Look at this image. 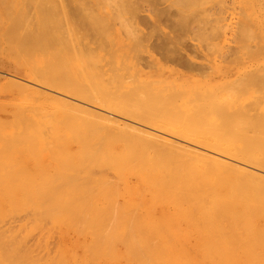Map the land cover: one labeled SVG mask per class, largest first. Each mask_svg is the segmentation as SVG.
I'll use <instances>...</instances> for the list:
<instances>
[{"label": "bare ground", "instance_id": "obj_1", "mask_svg": "<svg viewBox=\"0 0 264 264\" xmlns=\"http://www.w3.org/2000/svg\"><path fill=\"white\" fill-rule=\"evenodd\" d=\"M2 1V0H1ZM3 1H5V0H3ZM3 1L0 3V4H3ZM32 1V0H31ZM34 2H35V0H33ZM40 0H37V2H39ZM44 1V0H43ZM43 1H42V3H43ZM54 1V0H53ZM96 1V0H95ZM99 2H100V5H103V3H108L107 1H111V0H107L106 2L105 1H100V0H98ZM97 1V2H98ZM112 1H115V0H112ZM120 0H118V2H119ZM124 1V0H123ZM128 1V0H127ZM131 1V4L130 3H128V4H130V6H128L129 8L130 7H132V4H133V2H132V0H130ZM134 1V0H133ZM150 1V0H149ZM156 1V3H157V0H155ZM161 2H164V1H162V0H160ZM173 1V0H172ZM177 1V0H176ZM180 1H182V0H180ZM179 1V2H180ZM187 2V1H189V0H184V2ZM193 1L194 0H192V3H193ZM200 1V0H199ZM199 1H196V2H198L199 3ZM203 1V0H202ZM209 1V0H208ZM232 1V0H231ZM248 1H250V0H248ZM253 1V0H252ZM256 1H258V0H256ZM261 0H259V2H260ZM262 1H264V0H262ZM261 1V2H262ZM29 2V1H28ZM34 2H32L33 3V6H34ZM36 2V3H37ZM45 2H50V0L49 1H47V0H45ZM44 2V3H45ZM56 2V1H55ZM76 2V5L78 4L77 3V1H75ZM82 2H84V0L82 1ZM81 2V5H79V7H78V5H77V8H79L78 10H80L81 11V6L83 5V4H85V7H86V3L84 2V3H82ZM89 2V1H88ZM87 2V3H88ZM98 2V3H99ZM135 2H137V1H135ZM151 2V1H150ZM150 2H149V4H150ZM154 1H152V3H153ZM158 2H159V0H158ZM186 2H185V6H187L188 7V5L189 6H191V4H188V5H186ZM207 2V1H206ZM237 2V1H236ZM258 2V3H259ZM260 2V3H261ZM5 3V2H4ZM13 3V2H12ZM19 3V2H18ZM21 3V2H20ZM32 3H30L29 5L31 6L32 5ZM48 3H45V4H48ZM62 3V2H61ZM67 3H68V1H67ZM70 3V2H69ZM92 3V2H91ZM96 3V2H95ZM98 3H96V4H98ZM116 3H117V1H116ZM139 3V1L137 2V4ZM176 3V5H177V3L178 2H175ZM188 3V2H187ZM189 3H191V2H189ZM198 3H196V5H199ZM249 3V2H248ZM257 3V2H256ZM257 3V4H258ZM23 4H24V2H23ZM26 4V3H25ZM24 4V5H25ZM51 4V3H50ZM50 4H48V5H46L45 6V8L46 7H48L49 9H51V11H53L52 10V8L54 9L55 7H52V8H50L49 7V5ZM53 4H54V2H53ZM53 4H52V6H53ZM60 4V3H59ZM63 4V3H62ZM90 4V3H89ZM88 4V5H89ZM96 4H94V5H96ZM113 3H111V4H109L110 6L112 5ZM114 4H115V2H114ZM117 4H121V3H117ZM127 4V5H128ZM136 4V5H137ZM148 4V5H149ZM180 4V3H179ZM195 4V2L192 4V5H194ZM251 4H253V2H251ZM262 4H263V2H262ZM261 4V6H263ZM6 5V4H5ZM12 4H8L7 6L8 7H10ZM14 5H15V3H14ZM14 5L12 6V7H14ZM20 5V4H19ZM24 5H23V7L22 8H24ZM29 5H26V6H29ZM37 5H39L40 6V8H41V5L40 4H38L37 3ZM36 5V6H37ZM55 5H57V7H58V4H56L55 3ZM64 5V4H63ZM70 5H72V6H75V8H74V10L76 9V5L74 4H70ZM122 5H124L123 3H122ZM126 5V4H125ZM139 5H140V3H139ZM153 5V4H152ZM152 5L150 4V6L152 7ZM155 5V4H154ZM221 5L222 4H220V7H221ZM223 5H224V3H223ZM234 5V4H233ZM232 5V6H233ZM237 5V4H236ZM235 5V6H236ZM256 5V4H255ZM2 6V5H1ZM35 6V7H36ZM38 6V7H39ZM44 5L42 4V7H43ZM67 6H69V5H67ZM71 6V7H72ZM90 6H93V3H92V5H90ZM99 6V5H98ZM97 6V7H98ZM109 6V7H110ZM121 6V5H120ZM138 6V5H137ZM149 6V7H150ZM169 6H170V4H169ZM183 6V5H182ZM184 6V7H185ZM217 6V5H216ZM227 6V5H226ZM254 6V5H253ZM258 6V9L257 10H259L260 11V13H257V16H258V19H257V22H264V12L262 11V9L261 8H263V7H261V6H259V5H257ZM257 6H254V9H255V7H257ZM5 7V6H4ZM7 7V8H8ZM12 7H10V8H8V9H10V10H12L11 8ZM21 7V6H20ZM33 8V7H31L33 10L34 9H36V8ZM56 7V8H57ZM66 7V6H65ZM70 7V8H71ZM96 7V6H95ZM107 7H108V4H107ZM113 7V6H112ZM112 7H110L109 9H111L110 11H112L113 9H115L114 7L112 8ZM155 7V6H154ZM153 7V8H154ZM172 7H173V5H172ZM219 7V6H218ZM217 7V8H218ZM219 7V8H220ZM223 7V6H222ZM231 7V6H230ZM234 7V6H233ZM237 7V10H238V7L239 6H236ZM6 8V7H5ZM22 8L20 9L21 11H19V12H22ZM30 8V9H31ZM44 8V7H43ZM43 8H41L42 10H41V12L44 10V11H46L45 9H43ZM59 8V7H58ZM64 8V7H63ZM69 8V7H68ZM84 8V7H83ZM88 8V7H87ZM93 8V7H92ZM103 8V7H102ZM116 8H117V6H116ZM118 8H121V7H118ZM125 8H126V6H125ZM125 8H124V10H125ZM134 8V9H133ZM135 8L137 9V7H135V4H134V7H132V9L130 8V13H132V11L131 10H134V11H136L135 10ZM140 8V6H138V9ZM152 8V9H153ZM159 8V7H158ZM229 8V7H228ZM4 9V8H3ZM16 9H17V7H16ZM25 9V8H24ZM24 9H23V11H24ZM89 9V8H88ZM95 9V8H94ZM104 10H105V8H103ZM123 9V8H122ZM151 9V8H150ZM180 9V8H179ZM206 10H207V8H205ZM209 9H210V7H209ZM212 7H211V11H212ZM222 9V8H221ZM236 9V8H235ZM239 9H240V7H239ZM10 10H8V13L7 14H9L10 15ZM13 10H14V8H13ZM39 11H40V9H38ZM58 10V9H57ZM56 10V13L55 12H52V15L55 13V14H58L57 12L59 11L60 12V10H61V8L57 11ZM63 10H65V9H62V11ZM67 10H69V9H67ZM73 10V12H75ZM77 10V11H78ZM83 10V9H82ZM85 10V9H84ZM90 10V9H89ZM88 10V11H89ZM116 10H118V9H116ZM116 10H114V11H116ZM127 10V9H126ZM126 10H125V13H126ZM141 10V9H140ZM148 10V9H147ZM159 10H161V9H159ZM164 11L166 10L165 8L163 9ZM163 10H161V11H163ZM186 10H188L187 8H186ZM193 10V9H192ZM225 10V9H224ZM234 10V9H233ZM241 10L242 9H240V12H241ZM253 10V9H252ZM7 11V10H6ZM28 11V10H27ZM30 11V10H29ZM51 11H50V13H51ZM55 11V10H54ZM61 11V12H62ZM72 11V10H71ZM70 10H69V13H71V14H69V13H67L68 11H64L63 13L66 15H72L73 13L71 12ZM87 11V9H86V11H85V14H86V12H88ZM103 11V10H102ZM123 11V10H122ZM122 11L120 12V13H122ZM128 11V12H129ZM134 11H133V14H135L134 13ZM156 11H157V9H156ZM163 11V12H164ZM202 11H204V12H202ZM201 12V14H203L204 15V13H205V10H204V8H203V10H202ZM226 11V10H225ZM246 11H248V10H246ZM18 12V14L20 15L21 13H19ZM37 12V11H36ZM47 12V11H46ZM60 12V13H61ZM83 12V11H82ZM91 12H96V10H92V11H89L88 12V14L89 13H91ZM103 12H106V11H103ZM119 12V11H118ZM118 12H113V14H114V17H115V15L116 14H118V15H120V16H122L123 15V13H122V15L120 14V13H118ZM139 12V11H138ZM154 12V11H153ZM166 12V11H165ZM179 12H180V10H179ZM178 12V13H179ZM190 12H194V13H190L192 16H191V18L193 19V21H194V19H195V21L196 20H198V19H196V18H193V14H196L197 13V10L195 11V9H194V11H190ZM200 12V11H199ZM208 12V11H207ZM234 12H236V10L234 11ZM244 12V11H243ZM243 12L241 13L242 15H244L243 14ZM258 12V11H257ZM0 13H1V11H0ZM6 13V12H5ZM23 13V12H22ZM24 13H26V12H24ZM23 13V14H24ZM32 13V12H31ZM40 13V12H39ZM43 13H45V12H43ZM48 14L47 13V15H49V16H52L51 14ZM58 14L59 16L60 15H63V13H61V14ZM77 13V12H76ZM80 13V12H79ZM78 13V14H79ZM152 13V12H151ZM156 13V12H155ZM155 13H152L153 15L155 14ZM167 13H168V15L170 14V12L167 10V12H166V15H167ZM185 13V12H184ZM213 13V12H212ZM223 13H225V12H223ZM237 13V12H236ZM13 14V13H12ZM17 14V15H18ZM23 14H21L22 16H23ZM30 14V13H29ZM77 14V15H78ZM85 14H83L82 15V17L85 15ZM91 14H93V13H91ZM112 14V15H113ZM132 14V15H133ZM137 14V13H136ZM135 14V16H137ZM138 14H140V13H138ZM183 14V13H182ZM199 13H197L196 15H198ZM201 14L199 15V17H201ZM208 14H210V11L208 12ZM218 14V13H217ZM238 14H239V12H238ZM21 15H20V17H21ZM26 15H28V13H26ZM25 14H24V16H26ZM33 15V13L31 14V16ZM38 15V14H37ZM37 15H35V16H37ZM41 15V14H40ZM40 15H39V17H40ZM45 15V14H44ZM74 15H75V13H74ZM74 15L73 16H71L70 18H72V17H74ZM77 15H75V16H77ZM80 15H81V13H80ZM97 16L99 15V14H96ZM111 15V16H112ZM118 15H116V18H117V16ZM160 15H162L161 13H160ZM159 14H157V16H160ZM165 15V13L163 14V16ZM168 15L166 16V17H168ZM189 15V14H188ZM202 15V16H203ZM206 15H207V13H205V15H204V17H202V18H205L206 19ZM14 16V15H13ZM13 16H12V19H13ZM28 16H30V15H28ZM28 16H27V18H28ZM35 16H34V18H35ZM42 16V15H41ZM163 16H161V17H163ZM177 16H178V14H177ZM184 16V15H183ZM182 15H181V17H183ZM187 16V15H186ZM210 16V15H209ZM244 16H246L247 17V15H246V13H245V15ZM248 16H250L251 17V14L248 12ZM0 17H1V14H0ZM39 17H36V18H39ZM53 17H57L56 15H54ZM53 17H51V19L53 18ZM63 17V16H62ZM65 17V16H64ZM64 17L62 18L63 19V22H61L60 24L61 25H63V23H64ZM80 17V16H79ZM82 17H80L81 18V22H82V20H84ZM84 17H86L87 18V15L86 16H84ZM94 17H95V15H94ZM93 17V15H92V18H94ZM100 17H104V14L102 15L101 14V16ZM107 17V16H106ZM105 17V18H106ZM113 17V16H112ZM119 17V16H118ZM123 17H124V15H123ZM127 17V16H126ZM133 17V16H132ZM138 17V16H137ZM147 17V16H146ZM145 17V18H146ZM160 17V18H161ZM195 17H197V16H195ZM211 17H212V15H211ZM245 17V18H246ZM3 18V17H2ZM2 18H0L1 20H2ZM15 18V17H14ZM26 18V19H27ZM35 18V19H36ZM42 19H45L44 21H46L47 20V18H48V16H47V18L46 17H41ZM66 18H68V17H65V19ZM70 18H68V19H70ZM75 18V17H74ZM80 18H78V16H77V19H80ZM91 19V20H93L90 16L88 17V19ZM97 18V21H98V18H99V16L98 17H96ZM109 18H110V16H109ZM120 18V17H119ZM134 18H136V17H134ZM174 18V17H173ZM172 18V19H173ZM175 18L177 19L178 17H176L175 16ZM185 19H186V21H187V19H188V21L186 22L187 24H185V20L182 18V20H183V22H181V23H179L178 21H177V23H178V27H182V29H183V26H187V25H189L188 23H192V21L191 20H189V18H190V15H189V18H186V17H184ZM207 18H209L208 16H207ZM213 18V17H212ZM215 18V17H214ZM217 19H218V17H216ZM215 18V19H216ZM222 20H225L226 18H227V16H221L220 17ZM254 18H255V16H254ZM10 19H11V17H10ZM18 19H19V16H18ZM23 18H21V24H22V22L24 21V20H22ZM25 19V18H24ZM41 19V20H42ZM49 19H50V17H49ZM48 19V20H49ZM77 19H75V20H77ZM89 19V20H90ZM102 19V18H101ZM101 19H99V22H101L100 20ZM126 19V18H125ZM130 19V18H129ZM158 19H159V17H158ZM181 19V18H180ZM215 19H213V20H215ZM216 19V20H217ZM221 19H220V21H221ZM247 19H248V17H247ZM6 20V19H5ZM37 20V19H36ZM39 20V19H38ZM40 20V21H41ZM104 20H106V19H102V21H104ZM110 20H111V18H110ZM116 20V19H115ZM114 20V21H115ZM121 20V19H120ZM131 20H133V19H131ZM136 20V19H135ZM147 21H148V19H146ZM145 20V21H146ZM150 20V19H149ZM175 20V19H174ZM199 20H200V18H199ZM198 20V21H199ZM202 20V19H201ZM210 20V19H209ZM213 20L211 19V21H212V24H215V25H217V21H216V23H213ZM3 21V20H2ZM8 21V20H7ZM15 21H17V20H15ZM28 22L30 21V20H27ZM43 21V22H44ZM50 21H52V23H53V21L54 20H50ZM56 21V20H55ZM54 21V23L56 24L57 22H58V20L55 22ZM62 21V20H61ZM68 21H70V20H68ZM68 21H67V19H66V22H67V24H68ZM96 21V22H97ZM107 21V20H106ZM119 21V20H118ZM122 21V20H121ZM124 21V20H123ZM139 21V20H138ZM159 21H161L162 22V20L161 19H159ZM189 21H191V22H189ZM202 21H204V19L202 20ZM248 21L250 22V20L248 19ZM256 21V20H255ZM9 22V21H8ZM33 23L35 22L34 20L32 21ZM32 22H30L31 23V25H30V27L32 26V25H34V24H32ZM49 22V21H48ZM48 22H44V23H42L40 26L38 25V30L37 29H35V30H37L38 32H33V30H27L26 29V27L24 28L26 31L24 32V34H21L22 35V37L20 38V36H19V39L16 37L17 35V33L19 32L18 31V29L16 30L17 32L15 33V35L16 36H14V35H12L13 34V28H14V30L16 29L15 28V24H13V27H12V29H11V27H10V31H7V26H5L6 28H4V25L5 24H1V21H0V32L2 33V35H9V37H7L6 39L4 38V39H0V45H2L1 44V40H4L5 41V44L7 45V50H11L12 49V56H13V54H15V52H17V54H18V50L20 49V48H18V50L16 49V50H14V47H21L23 50H24V52L26 53V55H27V57H30V56H33V52H34V47L35 48H37V49H35V50H38V51H36L37 52V55L39 54V51L41 52V54H42V51H48L49 50V48L51 47V48H53V43H52V40H53V33L51 32L52 30H54L53 29V24L51 25L50 24V26H51V28H50V26H49V24H48ZM65 22V23H66ZM71 22H72V20H71ZM76 22H80V20L78 21H76ZM75 22V23H76ZM86 22V21H85ZM89 22V21H88ZM91 22V21H90ZM93 22V21H92ZM95 22V21H94ZM93 22V23H94ZM96 22L94 23V24H96ZM126 22V21H125ZM127 22H128V20H127ZM134 22V21H133ZM140 22V21H139ZM172 22H174V21H172ZM209 22V21H208ZM207 22V23H208ZM238 22H241V21H239V19H238V21L236 22V20H235V24L237 23V24H239ZM4 23H6V22H4ZM18 23H20L19 21H18ZM18 23H16V24H18ZM25 23V22H24ZM51 23V22H50ZM59 23V22H58ZM75 23H74V25H75ZM199 23V22H198ZM203 22H201L200 21V25H204L205 23H206V20H205V23H203ZM224 23L225 22H223V25H224ZM230 23V22H229ZM229 23H225L229 28H230V25H233V22H232V24L230 23V25H228ZM251 23V24H250ZM249 24L250 25H252L253 23L252 22H250ZM8 24V23H7ZM37 24V23H36ZM40 24V23H39ZM66 24V25H67ZM79 24H81V23H79ZM82 24L84 25V21L82 22ZM100 24V23H99ZM98 23H97V25H99ZM180 24V25H179ZM182 24H183V26H182ZM185 24V25H184ZM11 25V24H10ZM10 25H8V27L10 26ZM15 25V26H14ZM27 25V24H26ZM57 25V24H56ZM59 25V24H58ZM65 25V24H64ZM73 25V26H74ZM77 25V24H76ZM91 25V24H90ZM102 25V24H101ZM198 25V24H197ZM200 25L198 26V27H200ZM208 25H209V23H208ZM211 25V24H210ZM209 25V26H210ZM215 25H211L212 27H211V29H210V27L209 26H207V29H209V31L210 32H213L214 33V31H216V29L214 30V29H212L213 28V26H215ZM260 25V24H259ZM263 25V24H262ZM21 26H24V24H22ZM21 26L19 27V30H21ZM107 26V25H106ZM186 26L184 27L185 29L184 30H186L187 28H186ZM190 26V25H189ZM218 26V25H217ZM217 26H215L214 28H217ZM220 26H221V24H220ZM234 26V25H233ZM236 26V28H238V29H240L239 31H240V33H239V31L237 30V32H235L234 34L235 35H237V33H239V34H241V36H242V38L240 39V40H242L241 42H239V44H237V46L235 45L234 47L233 46H228L229 48L228 49H230V47L233 49V51H232V53H231V51H229L228 53L230 54H228V53H226V55L227 56H233L234 58V60L236 59L237 61H239L240 60V62H241V58H240V54H242L241 52H243V49L244 48H246V49H244V50H247V45H248V43H246L245 42V40H244V38L246 39V40H251L252 39V37H254V36H252L253 35V33H254V30H252V31H249L250 30V28H249V26L246 24V23H242L241 22V25L239 24V25H235ZM254 26H255V24H254ZM256 26H258L257 24H256ZM264 26V25H263ZM29 27V26H28ZM27 27V28H28ZM29 27V28H30ZM71 27H72V25H71ZM70 27V28H71ZM77 27H79L78 25H77ZM76 27V28H77ZM83 27V26H82ZM93 27V26H92ZM94 27H96V26H94ZM93 27V28H94ZM180 27V28H181ZM192 27H193V24H192ZM202 27V26H201ZM17 28H18V25H17ZM36 28V27H35ZM73 29H74V27H72ZM75 28V29H76ZM80 28V27H79ZM91 28V27H90ZM92 28V31L95 33V34H97L96 32H97V30H95V29H93ZM97 28H101L102 29V26L100 27V25H99V27L97 26L96 27V29ZM219 28V27H218ZM228 28V29H229ZM256 28V27H255ZM263 28V27H262ZM261 28V26H259V28H258V30L260 29V32H262L261 34L260 33H258V34H260V37L258 36V34H257V36L255 37V38H258L257 39V41H256V46H255V48L258 50V52H261L262 51V48L264 49V33H263V29ZM33 29V28H32ZM52 29V30H51ZM56 29H58L57 31H60L59 29H61L60 27H58L57 28V26H56ZM62 29H63V27H62ZM66 29V28H65ZM100 29V30H101ZM188 29H189V27H188ZM188 29H187V31L186 32H188ZM200 29V28H199ZM204 32H206L205 31V26H204ZM203 29H201L200 31H199V37L201 38V36L202 35H205V34H207V33H204V32H202L203 31ZM206 29V30H207ZM221 31H224V29L222 30L221 29V27L219 28ZM218 29V30H219ZM226 29L227 28H225V31H226ZM67 30V29H66ZM78 30V29H77ZM76 30V31H77ZM95 30V31H94ZM99 29H98V35H100L99 34V31H100ZM103 31H104V29H102ZM101 30V31H102ZM214 30V31H213ZM219 30V31H220ZM230 30V29H229ZM232 30V29H231ZM23 31V30H22ZM69 31V30H68ZM73 30H71V31H69V32H72ZM75 31V32H76ZM83 31H84V29H83ZM82 31V32H83ZM100 31V32H101ZM102 31V32H103ZM190 31H192V28H190ZM189 31V32H190ZM242 31V32H241ZM247 31H249V32H247ZM54 32V31H53ZM55 32H56V30H55ZM61 32V31H60ZM66 32V31H65ZM85 32H86V29H85ZM84 32V33H85ZM104 32H106V31H104ZM197 32V31H196ZM200 32H202V34H201V36H200ZM1 33H0V35H1ZM21 33H23V32H21ZM68 33V32H67ZM76 33H78V32H76ZM88 33V32H87ZM204 33V34H203ZM213 33H210L211 35L213 34ZM223 33V32H222ZM233 33V32H232ZM248 33H251V34H249L248 35ZM55 34V33H54ZM57 34H58V32H57ZM60 34V33H59ZM58 34V35H59ZM62 34H63V32H62ZM61 34V35H62ZM108 34V33H107ZM208 34H209V32H208ZM215 34H217V32L215 33ZM226 34V33H225ZM234 34H231L232 36L234 35ZM20 35V34H19ZM58 35L56 36L55 35V38H58ZM59 35L60 37H62L61 39H62V44H63V36L65 35L66 36V34H64V35ZM67 35H69V33L67 34ZM73 35V34H72ZM75 35V34H74ZM89 36H90V34H88ZM104 35H105V33H104ZM214 35V34H213ZM234 35V36H235ZM243 35H246V36H244L243 37ZM3 36V37H4ZM64 36V37H65ZM83 36V35H82ZM87 36V35H86ZM95 36V35H94ZM206 36H208V35H206ZM218 36H220V34L219 35H217V37ZM233 36V37H234ZM240 36V35H239ZM240 36V37H241ZM250 37V38H246V37ZM68 37V36H67ZM69 37H71V35L69 36ZM74 37V36H73ZM73 37H71V39H74ZM78 37V36H77ZM77 37L75 38L76 40H77ZM237 36H235V38H236ZM80 38V37H79ZM85 38V37H84ZM83 38V39H84ZM90 38H91V36H90ZM211 38H213V36L211 37ZM215 38V37H214ZM213 38V39H214ZM59 40H60V38H58ZM66 39L67 38H64V40L66 41ZM87 39V38H86ZM99 39H100V37H99ZM203 39H205V38H203ZM207 39V38H206ZM234 39V38H233ZM232 39V40H233ZM238 39H239V37H238ZM90 40H93V38L92 39H90ZM231 40V39H230ZM253 40V39H252ZM53 41H55L57 44H56V46L54 45V48H56L57 47V45L59 44L58 42H57V40H53ZM68 41H70V40H68ZM68 41H66L67 43H65L64 42V46H63V48H66L67 46V44L69 43ZM82 41V40H81ZM235 41V40H234ZM61 42V41H60ZM72 42H74L73 40H72ZM79 42V41H78ZM96 42H97V40H96ZM99 42V41H98ZM103 42V41H102ZM233 42V41H232ZM245 42V43H244ZM250 42H252V41H250ZM3 43V42H2ZM71 43V42H70ZM83 43V42H82ZM211 43V42H210ZM217 43H218V41H217ZM254 43H255V41H254ZM79 44H80V42H79ZM94 44H95V42H94ZM98 44V43H97ZM101 44V43H100ZM99 44V45H100ZM103 44V43H102ZM105 44V43H104ZM103 44V45H104ZM212 44V43H211ZM215 43H213V45H214ZM246 44V45H245ZM69 45V44H68ZM77 44L75 43V46H76ZM86 45H87V47H88V43H86ZM90 45V44H89ZM98 45V46H99ZM213 45H211V46H213ZM59 47L61 46V45H58ZM78 46V45H77ZM77 46H76V48H77ZM97 46V45H96ZM209 46H210V44H209ZM216 46V45H215ZM214 46V47H215ZM217 46H218V44H217ZM248 46H251V43L248 45ZM253 46H254V44H253ZM32 47V48H31ZM71 48H73V46L71 45L70 46ZM85 46H83L82 45V48H84ZM92 47V46H91ZM102 47V46H101ZM104 47V46H103ZM30 48H31V50H32V54H31V52H29V50H30ZM51 48H50V50H51ZM62 47H60V48H57L58 49V51H59V49H61ZM75 48V50H77ZM82 48H80L79 49V51L82 49ZM88 48H90V47H88ZM93 48V47H92ZM91 48V49H92ZM106 48V47H105ZM104 48V49H105ZM208 48V47H207ZM217 48V47H216ZM219 48V47H218ZM217 48V49H218ZM21 49V50H22ZM67 49V52H68V49L69 48H66ZM90 49V50H91ZM209 50H210V48H208ZM207 49V50H208ZM250 49H253V47H250ZM3 50H4V46H3ZM21 50H20V52H21ZM30 50V51H31ZM53 50H55L56 52H55V54L54 53H52V52H49L50 54H54L55 56V60H57L58 62H60V64H58L57 63V61L55 62V61H53L54 62V64L56 63V65L58 64V65H60V67H61V59L62 58H64V57H62L61 58V56H64V54H62V53H66V51H63L61 54V56H59V52H58V54H57V56H56V53H57V50L56 49H53ZM70 50V49H69ZM84 50V49H83ZM82 50V54H84L83 52H85V50H86V48H85V50L83 51ZM88 51H89V49H87ZM92 50H95V48H93ZM212 50V49H211ZM210 50V51H211ZM213 50H215L216 51V49L215 48H213ZM212 50V51H213ZM248 50H249V48H248ZM254 50V49H253ZM257 50H256V52L255 51H252V52H255V55H256V53H257ZM5 51V50H4ZM3 51V52H4ZM62 50H60V52H61ZM72 51L74 52V49H72ZM78 51V50H77ZM77 51H75L74 53H75V55H73L72 53L73 52H71V54L73 55V59L72 58H70L71 60H73L74 61V63L73 62H71V63H73V65H72V67H74V68H78L79 69V67H80V69L82 68L80 65V63H84L83 62V60H81L82 59V54L80 55V53H78ZM251 51H248V52H250L251 53ZM6 52V51H5ZM11 52V51H10ZM9 52V53H10ZM19 52V53H20ZM23 52V53H24ZM78 54H77V53ZM87 52V51H86ZM107 52V51H106ZM263 52V51H262ZM261 52V53H262ZM8 53V52H7ZM30 53V54H29ZM87 53H89V52H87ZM90 53H91V51H90ZM89 53V54H90ZM93 53V52H92ZM244 53V52H243ZM261 53H260V55H261ZM264 53V52H263ZM44 54H46V53H44ZM49 54V55H50ZM88 54V55H89ZM232 54H234V55H232ZM245 54V58L247 57V54L246 53H244ZM252 54V53H251ZM251 54H249L248 53V56H254L255 57V55H251ZM259 54V53H258ZM257 54V55H258ZM21 55V54H20ZM19 55V56H20ZM47 55V54H46ZM66 55H68V53L66 54ZM80 55V56H79ZM86 55V54H85ZM91 55V54H90ZM260 55H258V56H260ZM87 56V55H86ZM92 56H94V54H92L91 55V59L93 58ZM223 56V55H222ZM226 56V57H227ZM22 57H24L23 55H22ZM60 57V60L59 59H56V58H59ZM67 57H70V56H67ZM79 57H81V59L79 58ZM89 57L90 56H88L86 59H84V61H86V64H87V62H88V59H89ZM94 57H96V56H94ZM240 59H239V58ZM257 57V56H256ZM33 58V57H32ZM51 58V57H50ZM49 58V59H50ZM83 58H85V57H83ZM112 58V57H111ZM232 59V57H229V59ZM262 58H263V56H262ZM26 59H28L29 60V58H26ZM26 59H23L22 58V60H24V62L26 61ZM45 60H46V58H44ZM49 59H47V60H49ZM65 59V58H64ZM63 59V60H64ZM69 58H67V59H65V60H70ZM96 59H98V58H96ZM230 59V60H231ZM250 60H252V57H250L249 58ZM50 60H52V59H50ZM49 60V61H50ZM70 60V61H71ZM93 60H95V58L93 59ZM99 60V59H98ZM228 60V59H227ZM254 60H256V59H254ZM259 60V59H258ZM34 61V60H33ZM70 61H69V64H67V66H66V69L65 70H67V67H71V65H70ZM80 61H82V62H80ZM90 61V60H89ZM92 61V60H91ZM97 63H98V61L97 60H95ZM94 61V62H95ZM101 61V60H100ZM236 61V62H237ZM50 62H52V61H50ZM52 62V63H53ZM229 62H231V61H229ZM47 63V61L46 62H44V64H42V65H40V66H37L36 65V67H35V69H31V73H30V76H31V79L28 81V80H26V81H28V83L26 82L25 84H24V82L22 81V80H19V79H17V78H15V80H16V82H15V80H14V78L13 77H11V81L13 82V80H14V82L15 83H12V84H16L17 83V81L19 80V81H21L20 82V86L22 85L23 87H26V88H28L29 90V93H31V94H33V95H37L36 97H38L39 96V98L41 97V100H42V97H44L43 98V100L45 101L46 100V98L48 99V98H51V101H52V99L53 100H55V101H59L60 103H63V104H65V105H68V106H70V107H73L74 108V110L73 109H71V110H73V111H76V110H78V112L80 111V112H82V113H84L85 115H89V119H90V121H91V119L93 120L92 122H93V124L95 123V120H94V118L93 117H95V119H96V121H97V124L96 125H100V126H102L103 124H102V122H107L106 124H110V126L111 127H113V128H110L109 126H108V128L111 130V132H114V127L115 128H117L118 129V134H117V136H116V134H115V132H116V130H115V132H114V136L111 134V132H110V130L109 129H106V132H107V136L108 135H112V141L113 140H115V141H113V143H111V140H110V138L108 139V141L110 140V142L108 143L107 141H106V134H101V133H99V132H102V133H104L105 131H103V130H105V128L104 129H100L101 131H99V127L97 126V128H98V134L96 135L95 133H92V132H94V131H90V132H88V133H83V131H82V129L84 128V127H88L89 125H87V126H85V124H84V126H80V129H79V122H81V120L79 121V119H78V123L76 122V121H74L75 120V118L76 117H78L79 116V114L84 118H82L84 121L83 122H87L89 119H86V117H88V116H86L85 117V115L84 114H82V113H77V111H76V113H77V115L78 116H76L75 118H73V116L72 115H70V116H72V123L73 124H75L74 122H76L77 124H78V126H76V124H75V126L74 127H71V129H73L74 131L73 132H75V130H76V128L78 127V129L79 130H77V133H78V131H79V138H80V140H79V142L82 140V141H84L85 139H83V138H86L87 136L89 137V136H91L90 138L92 139H90L89 140V138L87 137V142H86V140H85V142H84V144H85V146H83L82 147V145H84L83 144V142H81L82 143V145H80V143H79V145L81 146V149L82 148H84V150H87V146H88V148L89 147H91L94 143H98V145L97 144H94L93 146H95V145H97V146H95L94 148L92 147V149H93V151H91V148L89 149V150H87V152H88V154H87V152H86V160H88V162L87 161H85L86 162V164H88V165H85V164H83L82 162L80 163V164H83V166L81 165V166H79V167H83L84 169L85 168H87V169H85L86 171L85 172H87V178L86 179H88V180H86L85 178H84V176H86L85 175V172H83L82 173V168H78V165H79V163L77 164V171H75V170H73V168H72V170L73 171H75V173L77 174V173H79L78 171H79V169H81V172L79 173V174H81L80 176H78V174H77V176L75 175V174H73V175H75V176H73V179L71 180L72 182L74 181L75 183V185L74 184H72V182H71V185L69 184V183H67V184H69L70 185V187H68L67 186V188H69L70 189V191H73L74 192V190L76 189V188H74V189H72L71 190V187L74 185V186H76L77 187V182H79L81 179H83V181L82 182H86V183H88V181L90 182V183H92V184H90V183H88V185L89 186H87L85 183V185L87 186H85L84 184H82L81 183V181L79 182V184L78 185H84V186H78V188L79 189H81L80 190V192H77V191H79V189L77 188L76 190L77 191H75V193H73L74 195L72 196V194L69 192V194H68V196L69 197H74V198H72V200H69V199H67V197H65V198H63V196H60L65 190H66V186H65V184L64 183H62V181L63 182H67V181H64L66 178H65V176H67V180H68V176H69V174H71L72 172L69 170V171H66L67 169H71L70 167H72V166H70L69 167V165L71 164V165H73L72 163H69V160H68V158H69V156H66V158L65 159H63V160H65L66 161V159H67V161H68V163H67V161L65 162L64 161V163H67V169H66V167L64 168V163L63 164H61V166H63V168H61V169H57V167H55L54 166V168L52 167V169L53 170H57V171H51V172H49L50 171V169H49V173H50V179H51V177L53 176V178L52 179H54V177H57V176H59L58 174H56L57 172L59 173V172H63V169H65L64 170V175L62 174V173H59L61 176H59V177H57V179L56 180H58L59 179V181H60V178H62V177H64V180H62L61 182H59L61 185H64L65 187H63V186H61V185H59V183H56L57 184V186H55L56 184H54L55 182H58V181H54V186L55 187H57L56 189H55V187H54V191H55V193H56V191H57V189L59 188L60 189V187H62V189H65V190H62L61 191V194L59 195V194H57V196H54L53 195V191H52V196H49V192L48 191H46V192H48V198L47 197H44V198H42L43 199V201H46V199L47 200H49V202H47V203H49L48 204V206L46 207L47 209H45L44 207L46 206L45 204H43V203H45V202H41L40 204H39V202H37L36 200H34L33 201V203H32V207L34 208V206H36V208H39V206L41 205V204H43L44 205V207L41 209L43 212H50V210L53 212V211H57V210H60V215H57V213L55 212H53L52 214L53 215H51L52 217H55L54 219L50 216H47V214H45L46 215V217H49L50 219H45V217H44V219L49 223L50 221L49 220H51V218L53 219V221L51 222V224H49L51 227H52V224L54 223L55 224V226H58V229H59V227H60V230L58 231V229H57V232H58V242H57V244H56V248H57V254L55 253H53L54 251H52V253H53V255H57L58 256V259L60 260V261H62L63 263H65L66 262V264H67V262H71V264H264V145L262 144L263 142H261L260 141V139L262 140V138L260 137V135H264V131L262 132V130L260 131V129L261 128H259L256 132H260V133H262V134H260L259 135V138H258V134L256 135V137H255V139L254 140H250V141H247L246 140V146L244 147L243 146V144L242 145H240V144H238L237 142H235V141H238L241 137H243L244 135V133H245V135H246V137L247 138H245V136H244V138H242V140L241 141H243V139H249L248 138V136H247V133H248V131H250V129L249 128H251V129H253L252 127H254L255 128V130L259 127L258 125L261 123V122H263L264 121V114H263V116L261 117V118H263V119H261L259 116L258 117H253V114H254V112L252 113V116H251V112L250 113H248V112H246V111H244V110H241V111H244V113L246 114V116H244V115H242V114H240L239 115V113L237 114V115H234V114H236V113H233L232 115H234L233 116V118H232V121H230V124H231V122H232V124H233V121H234V125L235 124H237V125H235V126H237V128H238V124H241V123H246L247 125H248V129H246L245 127H247V125L246 124H242V125H240L239 127H240V129L243 127V126H245V127H243V128H245V130L242 128V130H244V133L242 134V135H240V137L238 138L237 136V138H235V139H237V140H234V138L233 137H228V143H227V145H229L230 147L231 146H235V147H232V148H230V147H227V145H226V143L224 144V142H225V138H224V140H223V147L224 148H222L221 146V143L219 144L218 142L219 141H221L222 142V139H223V136L225 135L224 134V132H221L223 135H222V138H221V136H217L216 137V134H218V133H213L212 131H210L209 129H211V128H209V126L212 124V123H208V121H205L206 119H204L203 118V116L200 114V112H199V110L201 109V112L205 115V112H207L206 110H204L203 111V109H205L206 107V105L208 106V108H209V104H211V103H213V105H212V108L215 106V104L216 105H222V104H224L225 103V105H226V103L227 102H224L223 103V101H228V97L226 98V97H223V96H225L224 94H222V92H224V90L226 91V86L228 85V83L230 84L231 82H227V84L226 85H223V88H225V89H222L220 92H221V94H219L220 92L218 91V95L220 96H216V97H218V99L219 98H221V96H222V98L224 99V98H226L225 100H223V101H221L222 102V104L218 101V99H217V101H216V103H215V101H211V98H213L214 99V97L212 96L213 95V91L215 90L214 89V87H213V85H210V86H212L213 87V89L214 90H212V89H208V92H209V90L211 91L212 90V93H206L207 95L208 94H212L208 99H209V104H207V100H206V102H204L205 100H203V102L205 103H203L202 101H200L199 102V100L198 99H200L197 95L198 94H196V93H198L197 91H196V93H195V95L198 97V99H197V97H196V99H197V101L199 102V104L202 102L203 104H201V106H199V104H198V106H199V110H198V106L197 105H195V103H194V100H193V98H191V96H190V98L193 100V104L195 105V106H197V107H193L194 109H195V111L191 108V106H190V111H194V112H198L201 116H198V115H196V116H194L196 113H194L193 114V112L192 113H190V115H187V116H191V114H193L192 115V118H193V116L194 117H196V118H199V120H200V122H199V120L198 119H194V120H196L197 122H199L198 123V125H200L202 122H206V123H208V125L209 126H207V124H206V126H205V129H206V127L208 128V132H212L211 133V135H213V136H211L210 134V136L208 135V133L206 132L207 130H205V134L207 133V135L205 136V137H207L208 136V138L209 139H207V140H204V137H201V139L202 140H204V141H202V142H200L199 141V139L197 140L196 139V137H195V134H196V132H195V130H193L194 132H195V134L193 135L192 133H194L193 131H192V129L191 128H193L192 126L195 124V123H197V122H194V123H192V124H190L189 122H193L194 120L191 118V121H189L190 120V118L189 119H187V117H185L186 118V121H181L180 120V118L182 119V115H180L179 113L180 112H185V110L183 109V111H178V110H180V109H178L179 107V105L178 104H175V101H176V99L178 98L176 95H177V92L175 93V96L177 97H175L174 96V93H173V95H171V97L175 100V101H171L172 99H170L169 100V98H167V97H170V95H169V93H168V95L166 94L165 96H163L164 97V99H163V101L164 100H166V98H167V100L166 101H164L165 103H163L165 106H163V105H161V102L160 101H162V99H161V97H160V99H159V97H157V99L159 100V105H161L160 107L161 108H165V107H169V106H166V104H169L170 103V101L171 102H174V104H175V107H178V108H174V107H171V105H170V109L168 108L167 110H171V113L169 112V111H165V112H163L164 110H162L161 108L159 109V105L157 104V102L158 101H156V97H154V96H151L152 97V99H147V101H146V105H144L145 107L144 108H142V107H140V106H138V105H136V104H134V102L136 103L137 102V98H134V99H132L134 96L133 95H136V94H133L134 93V91H133V93L131 92V91H129V93H128V91H127V93L123 90V91H120L117 87H119V86H122V85H120V84H112L113 86H111V84H110V86L111 87H114V85H115V87H116V85H119V86H117L116 88L118 89V91H120L121 93L122 92H125L126 93V96H127V94H130V92L132 93V95L131 96H133L132 98L130 97V96H128V97H130V98H127L126 99V96H125V98L124 99H126V100H128L127 102H129V100L130 99H132L131 100V104H132V101H133V104L131 105L130 104V102H129V105H127V102H126V105L129 107H132L133 105L134 106H137V107H132L133 109H135V108H138V109H147L148 108V104H149V108L147 109L148 111H146V112H144V111H134V110H130V109H126V107L127 106H125V108H124V106L123 105H125V104H123L122 106H121V104L122 103H118L119 101L121 102L122 101V98L124 97V95L122 96L121 94V96H122V98H120V96H119V100L118 101H116L117 100V98L115 99V104H111V101H113L112 99H111V101H110V104H108V102H107V104L104 102V100H103V97H101L100 96V94H99V96H97V99H95V98H93L94 96H93V94H94V92H92L93 90L92 89H90L91 90V92L93 93H91L90 92V90L88 89V86L87 85H84L83 86V88H85V86H87L86 87V89L85 90H83V88L80 86L81 84H84V83H81V84H77L78 83V80H76L77 79V77H76V75H75V77H76V81L77 82H74L75 80H73L72 78H74L73 76H71L72 78H70V74H68L69 73V68H68V72H63V74L64 73H66V74H68V76L66 75V74H64V75H66L67 77H65V78H67V80L68 79H70V80H72V81H70V80H68V81H66V79H65V82H64V78H62L63 77V75H62V77H61V75H59V76H57L58 77V79L60 80L61 78L63 79V81H62V79H61V81H60V84H59V82H58V84H54V79H56L57 80V77L54 75V73H53V75L54 76H52L51 74V76L52 77H55V78H52V77H50L49 76V74H48V72H47V70H45V67H46V64ZM62 63H64V66L66 65V63H65V61L64 62H62ZM91 63V62H90ZM92 63H93V61H92ZM112 63V62H111ZM243 63V62H242ZM26 65H27V67H28V64H27V62L25 63ZM48 64V63H47ZM100 64V63H99ZM237 64H238V62H237ZM92 65V64H91ZM97 65V64H96ZM204 67L203 65H206V64H199L198 66H197V68H199V67ZM253 65V64H252ZM262 65V64H261ZM263 65H264V62H263ZM263 65H262V68H263V70H264V67H263ZM50 68H51V65L49 64L48 65ZM47 66V67H48ZM53 66H55V65H53L52 64V68H53ZM63 66V67H64ZM84 66V65H83ZM86 66V65H85ZM87 66H88V64H87ZM93 66V65H92ZM99 66V65H98ZM101 66V65H100ZM99 66V67H100ZM191 68H193L191 65H189ZM256 66V65H255ZM27 67H25V68H27ZM56 67V69L54 68L53 69V71H56L57 70V68H58V66H55ZM94 67V66H93ZM189 67V68H190ZM202 67L200 68V69H202ZM227 67H228V69L226 70V71H223V72H221L219 75H218V79H219V81H222V80H224V79H228V78H232V76L234 77V76H236V77H240V75L241 74H238V70H236V68H234V67H231V65H227ZM258 67V66H257ZM260 67V66H259ZM257 68V69H261V68ZM29 69H30V67H28ZM34 68V67H33ZM52 68H51V71H52ZM74 68L73 69H70L71 71L72 70H74ZM88 67H86V69H87ZM210 67L209 66H205L204 67V69H209ZM22 69H24V67L22 68ZM47 69V68H46ZM62 69V71H63V68H61ZM60 69V70H61ZM78 69H77V71H78ZM86 69H84V67L81 69V70H83V71H81L82 72V76H83V72L84 71H87L86 72V74L88 73V70H86ZM91 69V68H90ZM199 69V70H200ZM203 69V71L204 72H206V70H204ZM253 69L254 70H256L255 68H253L252 67V71H253ZM27 70V69H26ZM105 70V69H104ZM263 70H262V72H260L259 70V72H257V70L255 71L256 73H261V74H264V72H263ZM61 71V72H62ZM90 71V70H89ZM198 71V70H197ZM252 71H250V73H252ZM57 72H58V70L56 71V74H57ZM60 72V73H61ZM80 72V73H81ZM97 72V71H96ZM244 72H245V70H244ZM243 72V73H244ZM0 73H1V71H0ZM50 73V72H49ZM59 72H58V74H60ZM71 73V72H70ZM93 75H95L96 73L94 72V70H93ZM91 73V74H92ZM95 73V74H94ZM103 73H105V71L103 72ZM243 73H242V75H243ZM247 73H249V72H247ZM249 73V74H250ZM116 74V73H115ZM114 74V75H115ZM260 74V75H261ZM2 75V74H1ZM72 75V74H71ZM79 75V74H78ZM80 75V76H81ZM88 75L89 74H87V76L85 77V78H87L88 77ZM101 75V74H100ZM117 75V74H116ZM115 75V76H116ZM242 75H241V77H242ZM246 75H248V74H245V76ZM251 75V74H250ZM255 75V74H254ZM259 75V76H260ZM15 76V75H14ZM92 75H90L89 77H91ZM96 76V75H95ZM103 76V75H102ZM121 76V75H120ZM123 76V75H122ZM256 76V75H255ZM17 77V76H16ZM19 77V76H18ZM100 77V76H99ZM118 77V76H117ZM258 77V76H257ZM263 76L261 75V77H258L259 79L260 78H262ZM9 78V77H8ZM30 78V77H29ZM85 78H83V80L85 79ZM94 78L96 79V77H93V82L95 81L94 80ZM106 79H108V77H105ZM112 78V76H110V79ZM116 78V77H115ZM122 78V77H121ZM123 78H124V76H123ZM132 78V77H131ZM235 78V77H234ZM233 78V79H234ZM243 78H245V77H243ZM242 78V79H243ZM250 79L251 81H252V78H251V76H249V77H247V79ZM253 78H254V76H253ZM13 79V80H12ZM53 79V80H52ZM97 79L99 80L100 78H98V75H97ZM101 79H104V78H101ZM105 79V80H106ZM126 79V78H125ZM239 79V78H238ZM238 79L236 80V82L238 81ZM246 79V78H245ZM255 79H257L256 77L253 79V81L255 80ZM258 79V80H259ZM23 80H24V77H23ZM55 80V81H56ZM59 80H57V81H59ZM87 80H88V78H87ZM90 80V79H89ZM109 80V79H108ZM121 80V79H120ZM124 80V79H123ZM122 80V81H123ZM231 80V79H230ZM229 80V81H230ZM240 80H241V78H240ZM257 80V81H258ZM264 79H260V81H258L257 83H259V82H262ZM19 81H18V83H19ZM97 81V80H96ZM104 81V80H103ZM101 82V80H100V82L102 83V85L103 84H105L104 82ZM111 81H113V78H112V80ZM111 81H110V83H111ZM115 81V80H114ZM118 81V80H117ZM128 81V80H127ZM246 81V80H245ZM245 81H243L242 80V83H241V81H239L241 84H240V86L241 87H244L245 86V84L248 82V84H250L249 82V80L246 82V83H243V82H245ZM253 81L251 82V83H253ZM91 82V81H90ZM90 82H88L87 81V84H89ZM107 82V81H106ZM143 82V81H142ZM155 82H157V81H155ZM159 82V81H158ZM208 83L209 82H213V81H207ZM225 82V83H226ZM232 82H234V80L232 81ZM264 82V81H263ZM55 83H57V82H55ZM95 83H99V81H97V82H95ZM113 83V82H112ZM115 83V82H114ZM119 83V82H118ZM121 84H122V82H120ZM221 83H224V82H221ZM224 83V84H225ZM235 83V82H234ZM256 83V82H255ZM255 83L253 84V85H255ZM29 86H28V85ZM93 85H96V84H94V83H92ZM92 84L91 85H89L90 87L92 86ZM219 84V83H218ZM238 84V83H237ZM236 84V87H238L239 85H237ZM244 84V85H243ZM247 84V85H248ZM261 85H262V83H260ZM9 85V84H8ZM17 85V84H16ZM106 85H108L107 83H106ZM145 85V84H144ZM232 85H234L233 83H232ZM232 85H230V86H232ZM259 85V84H258ZM11 86H13V85H11ZM10 86V87H11ZM103 86H105V85H103ZM127 86V85H126ZM125 86V87H126ZM137 86V85H136ZM139 86H140V84H139ZM147 86H149V83H148V85ZM181 86V85H180ZM186 86V85H185ZM194 86H196V84L194 85ZM218 86H220V85H217V87ZM225 86V87H224ZM229 86V85H228ZM257 86V85H256ZM256 86H253V88L254 87H256ZM7 87V86H6ZM17 87V86H16ZM23 87H20V90H19V88H18V90L19 91H24L25 89H22ZM92 87H94V86H92ZM98 87H99V85H98ZM129 87V86H128ZM134 87V86H133ZM132 87V88H133ZM177 87H179V86H177ZM191 87H192V85H191ZM199 87H201V86H199ZM199 87H198V89H199ZM215 87L217 90H218V88H222V86H220V87ZM12 88V87H11ZM100 88H102L101 87V84H100ZM106 88V87H105ZM105 88H102V89H105ZM122 88V87H121ZM130 88V87H129ZM132 88L130 89V90H132ZM137 88V87H136ZM140 88V87H139ZM139 88H137V89H139ZM141 88H146L145 86L143 87H141ZM140 88V89H141ZM185 88V87H184ZM204 88V87H203ZM232 88V87H231ZM247 88V87H246ZM246 88L245 89H242V90H246ZM261 88V87H260ZM22 89V90H21ZM31 89V90H30ZM94 89V88H93ZM97 88H95V90H96ZM99 89V88H98ZM98 89H97V91H98ZM101 89V90H102ZM128 89V88H127ZM126 89V90H127ZM134 89V88H133ZM149 89V88H148ZM148 89H145L146 91H148ZM187 88H185V90H186ZM194 89H196V90H198L197 88H194ZM194 89H192V90H194ZM205 89V88H204ZM202 90V88L200 89V90H202V91H205V90ZM228 90L226 91L227 92V94H228V91H230L229 90V87L227 88ZM232 89H235V87L233 86V88ZM237 89V88H236ZM248 89V88H247ZM259 89V88H258ZM262 89H263V87H262ZM262 89L260 90V91H262ZM9 90V89H8ZM11 90H13V89H11ZM94 90V91H95ZM100 90V91H101ZM151 90H152V88H150V92H151ZM153 90H154V88H153ZM199 90V93L200 92H202V91H200ZM239 90V92H241L240 91V89H238ZM238 90H236V92H235V90H231V93L233 94V91H234V94L235 93H237V91ZM254 90V89H253ZM88 91L90 92L89 94H90V97H89V95H88ZM97 91H95V92H97ZM106 91H108V90H106ZM110 91V90H109ZM139 91V90H138ZM142 91H144V90H142ZM141 91V92H142ZM190 91V90H189ZM207 91V90H206ZM255 91V90H254ZM259 91V92H260ZM11 92V91H10ZM86 92V93H85ZM102 93L101 94H103L104 95V91H101ZM119 92V93H120ZM194 92V91H193ZM215 92H217L216 90H215ZM225 92V93H226ZM238 92V93H239ZM243 92V91H242ZM241 92V93H242ZM245 92V91H244ZM246 92H248V91H246ZM246 92H245V94H246ZM257 92V91H256ZM255 92V93H256ZM16 93H18V91L16 92ZM20 93V92H19ZM18 93V94H19ZM24 93H26V95L25 96H27L28 97V95H30L31 96V94H28L27 95V93L28 92H26V90H25V92H23V94ZM99 92H97V94H98ZM107 93V92H106ZM119 93H117L116 92V94H119ZM138 93V92H137ZM145 93V92H144ZM190 93H192V91H190ZM203 93V92H202ZM201 93V94H202ZM241 93H239V95H235L237 98H238V96H240L241 95ZM262 93H263V91H262ZM14 94V93H13ZM17 94V95H18ZM88 96H87V95ZM92 94V95H91ZM96 93L94 94L95 95V97H96V95H97ZM111 94H114L113 93V90H112V92H111ZM152 94V93H151ZM154 94V93H153ZM160 94V93H159ZM205 94V93H204ZM206 94L204 95V96H206ZM215 94V93H214ZM227 94H226V96H227ZM234 94H233V96H234ZM243 95H244V93H242ZM253 94V93H252ZM257 94V93H256ZM20 95H21V93H20ZM108 95H109V93H108ZM141 95H142V93H141ZM146 95V94H145ZM156 95H158V94H156ZM194 95V94H193ZM200 95V94H199ZM216 95V94H215ZM229 95V94H228ZM262 95V97H264V95L263 94H261ZM260 95V96H261ZM93 96V97H92ZM105 96V95H104ZM111 96V95H110ZM109 96V98H112V97H110ZM114 96H115V94H114ZM114 96H113V98H114ZM139 96V98H140V100H141V97H140V94L138 93L137 94V96H135V97H138ZM142 96H144V95H142ZM146 96H148V95H146ZM150 96V95H149ZM148 96V97H149ZM161 96V95H160ZM204 96H200L201 98L203 97V99H205L204 98ZM209 96V95H208ZM233 96H231V94L229 95V99H231V97H232V99L234 100H236V98H235V96H234V98H233ZM253 97H255V99L254 98H252V100H255V101H257V96H255V95H252ZM21 97V96H20ZM162 97V98H163ZM22 98V97H21ZM25 98V97H24ZM32 99H30V97L28 98V99H30V100H32V102L34 103L35 102V97H31ZM33 98H34V100H33ZM93 98V99H92ZM99 98H102V100H103V102H102V100L101 99H99ZM106 98V97H105ZM145 98V97H144ZM144 98H143V100H144ZM153 98L155 99V101L153 100ZM189 98V97H188ZM190 98H189V100H190ZM195 98V97H194ZM206 98H207V96H206ZM240 98V97H239ZM258 98H259V95H258ZM26 99V98H25ZM101 100V101H99V100ZM123 99V103H125V100ZM212 99V100H213ZM260 99V98H259ZM263 99V98H262ZM262 99H260L261 100V102H263V100ZM106 100V99H105ZM107 100H110V99H107ZM106 100V101H107ZM140 100L138 99V102H140ZM169 100V101H168ZM181 100V99H180ZM179 100V101H180ZM201 100V99H200ZM216 100V99H215ZM234 100V101H235ZM251 100V101H252ZM49 99H48V102H51ZM155 103H154V102ZM186 101V100H185ZM191 101V100H190ZM210 101H211V103H210ZM230 101V100H229ZM233 101V105H234V102ZM237 101H239L238 99H237ZM243 101V100H242ZM27 102H30V101H28L27 100ZM27 102L25 103L26 104V106L28 105L29 106V104H27ZM32 102H30L31 104H30V107L32 106V107H34L33 105H32ZM36 102H40V99H39V101H38V99L36 100ZM35 102V103H36ZM46 102V101H45ZM116 102L118 103V104H120V105H118V104H116ZM137 102V103H138ZM142 102V101H141ZM145 102V101H144ZM254 102V101H253ZM261 102H260V104H261ZM41 103V102H40ZM57 103V102H56ZM143 103V102H142ZM142 103H139L141 106H142ZM152 103V104H151ZM154 103V104H153ZM176 103H178V101L176 102ZM181 103V102H180ZM179 103V104H180ZM187 103H188V101H187ZM229 103V102H228ZM228 103H227V105H228ZM231 103H232V101H231ZM240 103H242V102H240ZM240 103H238V104H240ZM244 103V102H243ZM242 103V104H243ZM250 103V102H249ZM248 103V104H249ZM42 104V103H41ZM41 104H35V106H39V105H41ZM46 105L48 104L47 102L45 103ZM173 104V103H172ZM189 104V103H188ZM190 104H192V102H190ZM189 104V105H190ZM43 105V104H42ZM49 105V104H48ZM47 105V106H48ZM150 105H153L155 108H154V110L153 109H151V106ZM156 105V106H155ZM178 105V106H177ZM181 105V104H180ZM202 105H205V106H203L202 107ZM219 105V106H220ZM251 105V104H250ZM252 105H254L253 103H252ZM251 105V106H252ZM262 105V104H261ZM158 106V107H157ZM163 106V107H162ZM185 106V105H184ZM232 106V105H231ZM236 106H237V104H236ZM240 106L242 107V105L240 104ZM239 106V109L241 108ZM244 106H246V103H245V105ZM260 107V105L258 104V105H256V107ZM31 107V108H32ZM51 107V106H50ZM53 107V110H56V112H58V110L60 111V113L62 112V110L64 109H66V108H68V107H66V108H63L62 106L57 110V109H55V108H58V107H56V106H52ZM55 107V108H54ZM217 107V106H216ZM215 107V108H216ZM222 107H224V105H222L220 108H222ZM226 107V106H225ZM224 107V108H225ZM235 107V106H234ZM238 107V106H237ZM255 107V108H256ZM262 107V106H261ZM38 108V107H37ZM39 108H42L43 110L42 111H45V109L47 110V107L45 106V109H44V107L43 106H39ZM61 108H63L62 110H60ZM172 108V109H171ZM183 108V107H182ZM185 108H186V106H185ZM196 108H197V111H196ZM211 108V109H212ZM224 108H222V109H224ZM227 109H228V107H226ZM225 108V109H226ZM246 108V107H245ZM36 109V108H35ZM51 110L50 111H52V108H50ZM70 109H68V110H70ZM153 110V112L154 111H156V112H152L151 110ZM156 109V110H155ZM175 109H177V111L175 110ZM186 109H188V108H186ZM207 109V108H206ZM222 109L221 110H219L218 112H216V113H219L220 111H222ZM238 109V110H239ZM242 109H244V107L242 108ZM257 110H258V108H256ZM263 109H264V107H263ZM32 110H33V108H32ZM162 110V111H161ZM174 110V111H173ZM182 110V109H181ZM189 110V109H188ZM208 110V109H207ZM216 110V109H215ZM218 110V109H217ZM231 110H233V111H231V112H235L234 110V108L233 109H231ZM246 110H248V108L246 109ZM251 110V109H250ZM252 110H255L254 108H252ZM256 110V111H257ZM31 111V110H30ZM30 111H29V113H30ZM212 111V110H211ZM210 111V112H211ZM227 112H228V110H226ZM226 111H224V112H226ZM255 111V113H256V115H258L259 113H257ZM17 112V111H16ZM16 112H14V113H16ZM23 112V111H22ZM33 112V111H32ZM35 112V111H34ZM47 112L48 113H50L48 110H47ZM68 112V117H66L67 118V120L69 119V114H72V113H69V112H72V111H67ZM174 112V113H173ZM176 112V113H175ZM188 112V111H187ZM208 112H209V110H208ZM212 112H215V111H212ZM223 112V114H225ZM229 112H230V110H229ZM260 113H264V112H261V110L259 111ZM11 113H13V112H11ZM13 113V115L15 116V117H17L15 114ZM18 113H20V112H18ZM24 114H25V112H23ZM39 113V112H38ZM51 113H54V111H52ZM59 113V112H58ZM60 113H59V115H60ZM75 113V112H74ZM171 114V115H169V114ZM221 113V112H220ZM243 113V114H244ZM3 114V113H2ZM17 114V113H16ZM27 114V113H26ZM25 114V115H26ZM44 114V113H43ZM57 114V113H56ZM56 114H53V115H56ZM61 114H63V113H61ZM64 114H66V112L64 113ZM175 114V115H174ZM177 114V115H176ZM178 114H179V116H178ZM183 114V118H184V113H182ZM215 114V113H214ZM214 114H212V116L214 115ZM228 113H226V115H227ZM231 114V113H230ZM250 115V118L248 117L249 115ZM5 115V114H4ZM6 115H8V114H6ZM11 115V114H10ZM12 115V116H13ZM25 115H23V116H25ZM30 115L32 116L33 115V113H30ZM37 115V114H36ZM40 115V114H39ZM46 115V114H45ZM58 115V114H57ZM172 115H174V120L173 121H175L176 122V124H177V126L179 127V129L177 130L176 128V130H174V131H172L171 129H169V125H170V122H172V123H174L175 124V122H173L172 120H171V118L173 117ZM209 115V114H208ZM216 115V114H215ZM231 115V116H232ZM260 115V114H259ZM262 115V114H261ZM0 116H2L1 114H0ZM9 116V115H8ZM13 116V117H14ZM20 116L22 117V114L20 113L19 114V119H18V117H17V119H13V120H17V124L20 122ZM27 117L29 116V114L28 115H26ZM31 116H29V118L31 119ZM42 116V115H41ZM40 116V117H41ZM44 116V115H43ZM49 116V115H48ZM65 116H67V114L65 115ZM169 117V118H166V117ZM181 116V117H180ZM206 116H207V114H206ZM217 116H220V118H222L221 117V115H218L217 114ZM223 117H224V115H222ZM239 116H241L240 118H241V120H239ZM5 117H7V116H4V119H5ZM11 117V116H10ZM35 117V116H34ZM34 117H32L33 119H34ZM46 117V116H45ZM55 117V116H54ZM54 117L52 118V116L50 117V118H52L53 120H51L50 118V120L51 121H53L54 122V124H55V120H54ZM57 117V116H56ZM59 117V116H58ZM176 117H177V120H176ZM178 117H180V118H178ZM210 118H211V116H209ZM213 117H216V116H213ZM238 117V118H237ZM244 117V118H243ZM251 117H253V118H251ZM7 118H9V117H7ZM64 117H62V118H58V121L60 122V120H62ZM71 118V117H70ZM80 118V117H79ZM217 118V117H216ZM234 118H237V119H235L236 120V122H235V120H233ZM244 119V121L246 120V122H242L243 121V119ZM247 118V119H246ZM28 119V118H27ZM29 119V120H30ZM35 119H36V117H35ZM40 118H38V120H39ZM44 119V118H43ZM42 119V120H43ZM48 119V118H47ZM77 119V118H76ZM100 119V120H102V122H101V124H100V122L98 121V120ZM202 119H204V121H201ZM227 118L225 117V119L224 120H226ZM228 119L229 120H231V118H230V116L228 117ZM7 120V119H6ZM10 120V119H9ZM12 120V119H11ZM24 120V119H23ZM26 120V119H25ZM28 120V121H29ZM64 120V119H63ZM183 120V119H182ZM187 120H188V122H187ZM193 120V121H192ZM220 120V119H219ZM229 120L228 121H226V125L227 124H229ZM247 120H249V122L247 121ZM263 120V121H262ZM21 121H22V119H21ZM31 121V120H30ZM33 121V120H32ZM45 121V120H44ZM57 121V122H58ZM69 121V120H68ZM89 121V122H90ZM158 121V122H157ZM209 121L211 122L212 120L211 119H209ZM217 121H218V118H217ZM222 121H223V119L222 120H220V122L222 123ZM239 121V122H238ZM16 122V121H15ZM26 122V121H25ZM34 122H35V120H34ZM39 122V121H38ZM41 122V121H40ZM50 122V121H49ZM57 122H56V124H57ZM61 122H63V121H61ZM60 122V123H61ZM64 122H65V120H64ZM71 121H69V124H70V126H72V124L70 123ZM92 122H90V123H92ZM99 122V123H98ZM181 123V124H179L178 125V123ZM213 122H215L216 123V121L214 120ZM224 122V121H223ZM228 122V123H227ZM241 122V123H240ZM2 123V122H1ZM23 123V122H22ZM26 123H28V122H26ZM31 123V122H30ZM30 123H29V125H30ZM52 123V122H51ZM104 123V124H105ZM163 123V124H162ZM166 123H168V126L167 125H165ZM184 123V124H183ZM204 123H202V126L204 127ZM219 123V122H218ZM221 123L219 124V126H223V125H221ZM8 124H10V123H8ZM20 124H21V122H20ZM25 124V123H24ZM24 124H23V126H24ZM39 124H41V123H39ZM39 124H37V125H39ZM89 124V123H88ZM92 124V125H93ZM94 124V125H95ZM175 124V125H176ZM190 124V125H189ZM229 124V125H230ZM231 124V125H232ZM6 125H7V122H6ZM16 125V124H15ZM15 125H13V126H15ZM22 125V124H21ZM44 125V124H43ZM49 126H50V124H48ZM52 125H53V123H52ZM166 127H165V126ZM174 125V126H175ZM180 125H181V127H180ZM183 125H185L186 127H184ZM233 125V126H234ZM23 126L21 127V128H23ZM27 126V125H26ZM25 126V127H26ZM31 127H32V125H30ZM29 126V127H30ZM59 126H61V124L59 125ZM172 126H173V124H172ZM190 126V127H189ZM217 126H218V124H217ZM234 126V128H236ZM249 126H251V127H249ZM258 126V127H257ZM263 126V123H262V125H261V127ZM12 127V126H11ZM17 127V126H16ZM24 127V128H25ZM28 127V126H27ZM53 127V126H52ZM91 127V126H90ZM95 127V126H94ZM105 127H106V125H105ZM168 127V128H167ZM176 127V126H175ZM177 127V128H178ZM197 128L199 127V126H196ZM200 127H201V125H200ZM199 127V128H200ZM210 127H213L214 128V124H213V126H210ZM226 127V126H225ZM264 127V126H263ZM262 127V128H263ZM6 128V127H5ZM37 128V127H36ZM47 128V127H46ZM55 128V127H54ZM75 128V129H74ZM82 128V129H81ZM184 129L185 130V132L187 131H189L190 133H185V135H188V136H190V137H188V136H185L184 135V130L182 131V133H183V135H182V133H181V130L182 129ZM186 128V129H185ZM189 128V129H188ZM217 128V127H216ZM219 128V127H218ZM227 128V127H226ZM231 128V126L229 127V129ZM9 129V128H8ZM7 129V130H8ZM33 129H34V127H33ZM38 129V128H37ZM93 130H94V128H92ZM201 129V128H200ZM204 129V128H203ZM202 129V130H203ZM222 129H224L225 130V133H227L228 131V128L227 129H225V128H223L222 127ZM5 130V129H4ZM3 130V131H4ZM6 130V131H7ZM10 130H11V128H10ZM35 131H37L36 129H34ZM33 130V131H34ZM48 130V129H47ZM55 130H56V128H55ZM83 130H85V128L83 129ZM120 130V131H119ZM124 130V132H121V131H123ZM191 130V131H190ZM202 130L201 131H197V133H198V136H199V133L201 132V134H202ZM217 130H219V129H216V132H217ZM221 130V129H220ZM234 130H236V129H230V131H233V134L236 132H234ZM246 130H248V131H246ZM254 130V129H253ZM12 131H13V129H12ZM15 131V130H14ZM26 131H28V130H26ZM41 131V130H40ZM39 131V132H40ZM43 131V130H42ZM52 131V130H51ZM57 131V130H56ZM126 131H129L128 133H125ZM175 131H179L181 134H179V133H177V132H175ZM204 131V130H203ZM213 131H215L214 129H213ZM227 131V132H226ZM17 132L18 133H16V132H14V133H16L17 134V136H18V134H19V130L17 129ZM22 132V131H21ZM24 132V131H23ZM22 132V133H23ZM38 132V131H37ZM44 132V131H43ZM53 132V131H52ZM59 132V131H58ZM63 132V131H62ZM85 132V131H84ZM87 132V131H86ZM95 132H96V130H95ZM105 132V133H106ZM116 132V133H117ZM120 132L122 133L121 135H124V138H126V139H124V140H122L123 138V136H121L120 135ZM219 132V131H218ZM239 131L237 130V133H238ZM240 132H241V130H240ZM239 132V133H240ZM247 132V133H246ZM2 133V132H1ZM0 133V134H1ZM11 133V132H10ZM30 133V132H29ZM33 133H35V132H33ZM109 133V134H108ZM220 133V134H221ZM232 133V132H231ZM24 134H27V133H25L24 132ZM41 134V133H40ZM44 134V133H43ZM49 134H50V132H49ZM52 134V133H51ZM61 135H63L62 133H60ZM74 134V133H73ZM80 134H82V135H80ZM86 134V135H85ZM89 134H91V135H89ZM205 134H203L202 136H204ZM232 134V136H234ZM248 134H250V136L251 135H253L252 133H248ZM6 135V134H5ZM22 136H23V134H21ZM20 135V136H21ZM31 135H32V132H31ZM76 134H74L73 136H75ZM77 135V136H78ZM83 135H84V137H83ZM93 135H95V137L93 136ZM99 135H100V138H99ZM101 135L103 136V137H101ZM126 135V136H125ZM128 135V136H127ZM193 135V136H192ZM227 135L229 136L230 134H229V132L227 133ZM236 135H239V134H236ZM255 135V134H254ZM253 135V136H254ZM16 136V135H15ZM16 136V137H17ZM25 136V135H24ZM24 136L23 137H21V138H24ZM36 136V135H35ZM43 136V135H42ZM47 136H48V134H47ZM51 136V135H50ZM49 136V137H50ZM65 136V135H64ZM72 136V135H71ZM82 136V137H81ZM86 136V137H85ZM104 136H105V139H104ZM192 136V137H191ZM249 136V137H250ZM26 137V136H25ZM46 137V136H45ZM109 137V136H108ZM114 137H118L119 138V140H121V142L122 141H124V143L122 144V147L121 148H123V150H121L122 152L123 151H125V152H123L124 154H122L121 153V155H120V153L119 154H117V153H115V155L117 154V156H116V159L119 157V159H118V161L119 160H121V161H119L120 163L123 161H125L124 159L122 160L121 158L124 156H126V158L128 157V159H126L127 160V162H128V160H130L129 161V163H127L128 165H127V167L129 166V169H130V167L133 165V167H135L136 166V162H137V164H139V163H141V164H145L144 166H146V167H140L141 168V170H140V172L138 173L136 170H138V169H136V170H133V171H131L130 170V172H129V174L127 175V176H125L126 174H124V179H122L123 180V182H124V184H125V186L123 185V187L122 188H124V190H125V193H124V195H123V197L122 198H120V196H117V194L118 193H122V192H124V190H122V189H120V190H122V192H120L119 190V192L118 191H116V189L115 190H113V189H111L112 187H115V186H119L120 188H121V184H123L121 181H117V179L116 178H118L117 176L119 175V173H121V171H122V167H120L121 165H123V162H122V164H118L119 162L118 161H115V164H116V162H117V167L116 166H114L115 168H118V167H120V172L118 173V175L115 177L114 176V174H113V176L114 177H112V178H115V179H112L111 178V174L113 173L111 170L112 169H115L114 167H111L110 165H115V164H113V162H114V160L111 162V159H113V158H115V155H114V157L113 156H111V159H109L110 158V156L108 157V155H110V153L112 152L111 150L113 149V147L115 146V147H117L118 146V144H120V143H116L117 145H115L114 144V142H119V140L118 139H116V138H114ZM210 137H212L211 139H210ZM224 137H227V136H224ZM18 138V140L17 141H19V137H17ZM28 138V137H27ZM29 138H31V137H29ZM54 138V137H53ZM66 138V137H65ZM72 138V137H71ZM74 138V137H73ZM82 138V139H81ZM95 138H98V142H97V139H95ZM103 138V139H102ZM194 138V139H193ZM220 138V139H219ZM251 138V137H250ZM7 139V138H6ZM35 139V138H34ZM68 139V138H67ZM75 139V138H74ZM77 139V138H76ZM75 139V140H76ZM192 139H193V141H192ZM206 139V138H205ZM10 140V139H9ZM24 140H25V138H24ZM27 141H28V139H26ZM54 140V139H53ZM59 140V139H58ZM95 140H96V142H95ZM105 140V141H104ZM118 140V141H117ZM195 140V141H194ZM227 140V139H226ZM21 142H23V139L22 140H20ZM19 141V142H20ZM90 141V142H89ZM252 141H254V142H252ZM9 142H13V141H8V143L7 144H9ZM14 142H15V140H14ZM50 142V141H49ZM66 143H67V141H65ZM77 142V141H76ZM105 142V143H104ZM107 142V143H106ZM244 142V141H243ZM249 142H252V143H249ZM26 143V142H25ZM51 143V142H50ZM64 143V142H63ZM90 143H91V146H90ZM101 143H104V145H103V148H101V150L102 149H105L106 151H107V149H108V151H107V154H108V152H109V154L107 155L105 152L106 151H102L101 152V150H100V147H101ZM12 144V143H11ZM10 144V145H11ZM32 145V143H29L27 146H30L31 147V145ZM101 144V145H100ZM106 144L107 145H109V146H112L111 144H113V146H112V149L111 148H109L108 146H106ZM10 145H8V146H10ZM25 146H26V144H24ZM46 145H48V144H46ZM50 145V144H49ZM48 145V146H49ZM76 145V144H75ZM87 145V146H86ZM248 145V146H247ZM13 146V145H12ZM11 146V147H12ZM47 146V147H48ZM50 146H52V145H50ZM60 146H62V144L61 145H58V148H60ZM100 146V147H99ZM118 146V147H119ZM227 148H226V147ZM13 147H15V146H13ZM32 147H33V145H32ZM78 147V146H77ZM105 147V148H104ZM108 147V148H107ZM247 147V148H246ZM34 148V147H33ZM32 148V149H33ZM62 148V147H61ZM99 148V149H98ZM35 149V148H34ZM65 148H63V149H61L62 151L64 150ZM80 149V148H79ZM78 149V150H79ZM148 149H150V152H151V150L155 153V155L156 154H159V156L157 155V156H154V155H151V154H148L147 156H145L146 155V152L147 153H150L149 152V150ZM164 149V150H163ZM166 149H168V150H166ZM5 150V149H4ZM12 150V149H11ZM10 150V151H11ZM36 150V149H35ZM60 150V151H61ZM77 150V151H78ZM95 150H98L97 151V153H99V155L96 153V151ZM114 150H116L117 151V148H114ZM147 150V151H146ZM170 150V151H169ZM34 151V150H33ZM65 151V150H64ZM91 151V152H90ZM111 151V152H110ZM115 151V152H116ZM120 151V150H119ZM163 151V152H162ZM166 151H168V152H166ZM8 152V151H7ZM14 152V151H13ZM30 152H31V150H30ZM36 151H34V153H35ZM52 152V151H51ZM57 152V151H56ZM66 152V151H65ZM65 152H63V155H64V153ZM81 152V150L79 151V155L81 154L80 153ZM85 152H82V156L80 157V158H83V156H85V154H83V153H85ZM89 152L90 153H92V155L90 154V157H89ZM93 152H94V154H93ZM100 152L102 153V156L100 155ZM118 152V151H117ZM145 152V153H144ZM152 152V153H153ZM165 152V153H164ZM2 153V152H1ZM6 153V151L4 152V154ZM12 153V152H11ZM105 155H107L106 156V158L104 157L103 158V156H104V154ZM8 154V153H7ZM14 154H16L15 152H14ZM54 154V153H53ZM66 154V153H65ZM97 154V155H96ZM114 153H111V155H113ZM9 155H13V154H10V152H9ZM67 155V154H66ZM93 155H94V158H93ZM35 156H37L36 154H35ZM96 156H99V157H96ZM68 157V158H67ZM75 157H76V155H75ZM89 157V158H88ZM91 157L93 158V160L94 161H90V159H91ZM101 157V158H100ZM108 157V158H107ZM123 157V158H124ZM135 157V158H134ZM64 158V157H63ZM95 158H98V159H95ZM100 158V159H99ZM103 158V159H102ZM76 159V158H75ZM108 161L107 162V164H106V160ZM132 159V160H131ZM18 160V159H17ZM63 160H61V161H63ZM74 160V159H73ZM82 160V159H81ZM98 160H99V162H98ZM136 160V161H135ZM140 162H139V161ZM58 161V160H57ZM79 161V160H78ZM98 162V163H100V164H98V163H96V162ZM102 161H105V162H102ZM110 161V162H109ZM135 163H134V162ZM153 161H154V164H153ZM90 162H91V165H90ZM95 163L96 165H97V167L96 168H99L98 169V171L99 170H101L102 168H103V164L105 165L106 164V167H105V169L107 168V170H109V171H111L110 173H109V177L113 180V181H115L114 183H116V184H114L113 183V181H109L110 183H113L112 184V186H110L111 184L109 183V182H107L108 181V178L109 177H107V175L105 176V173H106V171H105V169L103 168V170L105 171H103V172H100V173H97V175H99V174H102V178L100 177V176H98L99 178H97V177H95V175L96 174H93V173H95V171L97 170H95L94 171V169L95 168H93L92 166H94L95 164H92V163ZM131 162V163H130ZM16 163V162H15ZM59 163V162H58ZM75 163H77L76 161H75ZM132 163H134V164H132ZM9 164V163H8ZM13 163H11V165H12ZM17 164V163H16ZM108 164H109V167H107L108 166ZM126 163H124V165H125ZM130 164V165H129ZM141 164H140V166H141ZM0 165H3V164H0ZM100 165V167H98ZM123 165V166H124ZM149 165V166H148ZM4 166H5V164H4ZM3 166V167H4ZM58 166V165H57ZM74 166V165H73ZM85 166H87V167H85ZM137 166H139V165H137ZM156 166V167H155ZM69 167V168H68ZM90 167V168H89ZM125 167V166H124ZM123 167V168H124ZM51 168V167H50ZM75 168V167H74ZM91 168H92V171H91ZM109 168V169H108ZM126 168V167H125ZM125 168H124V170H125ZM154 168V169H153ZM156 168V169H155ZM3 169V168H2ZM1 169V170H2ZM5 169V168H4ZM13 169V168H12ZM12 169H10V170H12ZM22 169V168H21ZM41 169V168H40ZM90 169V170H89ZM134 169V168H133ZM6 170H9V169H6ZM25 170L27 171V173H26V175H28L29 176V174H30V172H31V170H30V168H29V171H28V169H23V171L25 172ZM59 170H62V171H59ZM117 170V169H116ZM123 170V171H124ZM128 169H126V171H127ZM13 171H17V169L16 170H13ZM35 171H36V169H34V174H35ZM89 171H91V172H89ZM94 171V172H93ZM98 171H96V172H98ZM108 171V172H109ZM122 171V172H123ZM125 171V172H126ZM1 172V171H0ZM3 172H4V170H3ZM22 172V171H21ZM41 172V171H40ZM43 172H45V170H43ZM66 172L68 173V175L66 174ZM107 172V173H108ZM2 173V172H1ZM5 173V172H4ZM3 173V174H4ZM8 173V172H7ZM38 173H39V171L37 170V172H36V174L38 175ZM42 173V172H41ZM47 173V172H46ZM45 173V174H46ZM89 173V174H88ZM92 173V174H91ZM104 173V174H103ZM126 173H128V171L126 172ZM143 173V174H142ZM31 174H33V171L31 172ZM30 174V176H32ZM35 174V175H36ZM44 174V175H45ZM82 174H84L83 176H82ZM91 174V175H90ZM117 174V173H116ZM11 175V174H10ZM16 176L17 175H19L20 176V178H22L21 177V175H24V178H26L25 177V174H15ZM14 175V176H15ZM36 175V176H37ZM41 175V174H40ZM47 175V174H46ZM55 175V176H54ZM57 175V176H56ZM72 175V174H71ZM94 175V176H93ZM107 177V180H106V178L104 177ZM0 176H2V174L0 175ZM7 176V175H6ZM9 176V175H8ZM14 176H12L13 177V179H15V180H17L18 181V179H16V178H14ZM30 176H29V178H30ZM90 176H93V177H90ZM3 177V176H2ZM10 177L11 176H9V179H10ZM34 177V176H33ZM33 177H31V179H33ZM42 177V176H41ZM40 177V178H41ZM74 177H77V179H79V181H77V179L75 178L74 179ZM79 177H83V178H79ZM103 177H104V181H101L102 182V185L104 184L106 187V190H105V188H104V186L102 187V186H99V189H98V185H100L101 183L100 182H98V179H99V181L100 180H102L103 179ZM19 178V177H18ZM19 178V179H20ZM35 178L36 177H34V180H35ZM71 178V177H70ZM89 178H91V179H89ZM92 178H94V180H92ZM95 178H97V180L95 179ZM1 179V178H0ZM6 179V184H8L9 182L11 183L12 182V184H13V179L12 180H10L9 182H8V178L7 177H5L4 178V180ZM23 179V178H22ZM31 179H28V178H26V179H23V180H21V181H24L25 180V182H26V180H31ZM45 178H43V180H44ZM63 179V178H62ZM111 179H109V180H111ZM121 179V178H120ZM36 180H38L39 181V179H37L36 178ZM35 180V181H36ZM46 180H48V179H46ZM70 180V179H69ZM32 181L33 180H31L30 182H31V187H33L32 185L33 184H35V186H37V187H39L38 186V183H40L42 180H40V182H35L34 183V181H33V184H32ZM52 181V180H51ZM52 181V182H53ZM97 181V182H96ZM3 182V181H2ZM5 182H3V184L5 183ZM47 182V181H46ZM94 182H95V184H94ZM105 182V183H104ZM118 182H121V183H118ZM17 183V182H16ZM22 183L23 182H21V183H17L18 185V188L17 189H19L21 186L20 185H22ZM28 183V182H27ZM98 185H97V184ZM100 183V184H99ZM148 184V185H146V184ZM12 184H8V185H4V189L7 187V186H11ZM20 184V185H19ZM26 184V183H25ZM30 184V183H29ZM52 184V183H51ZM50 184V185H51ZM93 184H94V186L96 187V185H97V189H98V195H100V197L99 198H93L92 199V197H90L89 198V196L90 195H88V194H90L91 192V187L93 186ZM108 184V185H107ZM13 185H16L15 184V182H14V184ZM40 185H43L42 184V182H41V184ZM49 185V186H50ZM92 185V186H91ZM1 187L3 186L2 184L0 185ZM10 186H9V188H10ZM16 186V187H17ZM20 186V187H19ZM23 186V185H22ZM58 186H60V187H58ZM91 186V187H90ZM110 188H109V187ZM117 186V187H118ZM31 187L29 186V189H31ZM45 187H46V185H45ZM88 187L91 189V190H89L88 189ZM107 187L109 188V190L107 189ZM116 187V188H117ZM119 187H118V189H119ZM7 189V190H11V189H13V192L15 193H13L12 192V190H11V192L13 193V195H16V194H18V192L16 193V189H14V188H10V189ZM22 188V187H21ZM36 188V187H35ZM41 188V187H40ZM40 188H39V190H40ZM44 188V187H43ZM93 188V190H95L96 188H94V187H92ZM23 189V190H22ZM21 190H22V192H24V188H22ZM34 189V188H33ZM31 189V193H35L34 191L35 190H38V189ZM49 189V188H48ZM86 189H88L89 190V192L90 193H88L87 191L88 190H86ZM97 189H96V191H97ZM42 190V189H41ZM40 190V191H41ZM61 190V189H60ZM68 190V189H67ZM108 190V191H107ZM0 191H1V189H0ZM4 191V190H3ZM43 191L44 190H42L41 192H42V197H43V195L44 196H46L45 194L46 193H44L43 194ZM69 191V190H68ZM95 191V192H96ZM8 192V191H7ZM21 192V196H22V193ZM27 192H29V190L27 191ZM37 192V191H36ZM41 192H40V194H41ZM58 192V191H57ZM66 192V193H65ZM64 193L65 194H67V191H65ZM112 194H110V193ZM25 193V192H24ZM39 193V192H38ZM51 193V192H50ZM63 193V194H64ZM86 193H88V194H86ZM0 194H1V192H0ZM10 195H11V193H9ZM39 194V195H40ZM75 194H79V196H77L76 197V195ZM84 194H86L85 195V197L83 196ZM93 194H94V191H93ZM1 195H3V194H1ZM8 195V194H7ZM25 195V194H24ZM36 195V194H35ZM39 195H36V196H39ZM59 195V196H58ZM97 195V194H96ZM119 195V194H118ZM121 195V194H120ZM65 196V195H64ZM88 196V197H87ZM8 197V196H7ZM10 197V196H9ZM16 197V199H17V195L15 196ZM31 197H32V195H31ZM51 197H55V200L53 201V199L51 198ZM56 197H58L57 199H56ZM62 197V198H61ZM88 199H87V198ZM94 197H97V196H95V194H94ZM119 197V198H118ZM12 198V197H11ZM33 198L35 199V197L33 196ZM38 199H39V197H37ZM36 198V199H37ZM46 198V199H45ZM49 198H51V202H50V199ZM61 198V199H60ZM86 198V199H85ZM15 199V198H14ZM23 200V199H22ZM24 200L26 201V199L24 198ZM31 200V199H30ZM15 201V200H14ZM17 201V200H16ZM29 201V200H28ZM21 202V201H20ZM31 202H29V205H31L30 204ZM1 204V203H0ZM5 204H6V202H5ZM5 204H4V206H5ZM2 205V204H1ZM0 205V206H1ZM25 205H27L25 202H23V203H21V206H25ZM9 207H11L10 205H8ZM7 206V207H8ZM17 206V205H16ZM8 207V208H9ZM31 206H29V208H30ZM22 209H23V207H21ZM41 208V207H40ZM39 208V209H40ZM5 209V208H4ZM9 209H11V208H9ZM44 209H45V211H44ZM20 210V209H19ZM29 210V209H28ZM34 210V209H33ZM36 211V215L38 216V213H41L42 214V211ZM25 211V210H24ZM31 211H32V209H31ZM30 211V212H31ZM17 212H19V211H17ZM22 212V211H21ZM26 212V211H25ZM24 212V213H25ZM29 212V211H28ZM32 212H34V211H32ZM0 214H2V212H0ZM6 214V213H5ZM35 214V212L32 214V216ZM41 214H39L40 216H41ZM48 214H51V212L50 213H48ZM54 214H56L55 216H54ZM9 215V214H8ZM7 215V216H8ZM21 215V214H20ZM26 215V214H25ZM1 216V215H0ZM22 216H24V215H22ZM22 216H20V218L22 217ZM28 216V215H27ZM31 215L29 214V216L28 217H30ZM40 216H38V217H40ZM11 217H13V216H11ZM16 217V219L18 218V219H20L19 217H17V215L15 216ZM26 217V216H25ZM27 217V219H29ZM5 218V217H4ZM10 218V217H9ZM14 218V217H13ZM23 218V217H22ZM32 218V217H31ZM30 218V219H31ZM43 218V217H42ZM15 219V218H14ZM14 219H12V220H14ZM25 219V218H24ZM37 220H39V219H36L35 221H37ZM1 221V220H0ZM7 221V220H6ZM16 221H20V220H16ZM41 221V220H40ZM32 222V221H31ZM47 222H46V225H47ZM7 223H8V221H7ZM24 223V220H22V224ZM43 223V222H42ZM3 224V223H2ZM5 224V223H4ZM11 224V226L13 225L12 223H10ZM9 224V225H10ZM16 225H17V223H15ZM33 224H34V217H33ZM36 224H38V222L36 223ZM40 224H41V222H40ZM54 224H53V227L54 228H56L55 226H54ZM1 225V224H0ZM16 225H14V226H16ZM32 225V224H31ZM31 225L29 226L28 224H27V226H29V227H31ZM19 226V225H18ZM40 226V225H39ZM44 226H45V223H44ZM29 227H28V229L27 230H29ZM2 228H3V226H2ZM20 228H21V226H20ZM19 228V229H20ZM22 228H24V227H22ZM34 228H37V227H34ZM40 228V227H39ZM42 228H45V227H43V224H42ZM42 228H40V229H42ZM46 228H47V226H46ZM5 229V228H4ZM4 229H1V230H4ZM10 229V228H9ZM18 229V228H17ZM18 229V231L20 232V230ZM40 229H39V231H38V229H37V231L38 232H40ZM51 229V228H50ZM11 230H12V228H11ZM10 230V231H11ZM14 230V229H13ZM24 230V229H23ZM32 230H33V227H32ZM32 230H31V232H32ZM44 230V229H43ZM48 230V229H47ZM46 230V231H47ZM6 231V230H5ZM17 230H16V233L18 232ZM30 231V230H29ZM35 231V233H33ZM34 231L32 232V234L34 235V236H36V234H37V231H36V229H34ZM45 231V232H46ZM19 232L17 233L18 235H19ZM30 232V233H31ZM47 232H49V231H47ZM54 232V231H53ZM1 233H2V231H1ZM4 233H6V232H4ZM4 233H2V234H4ZM10 233V232H9ZM11 233H12V231H11ZM21 233H24V234H22V236H24V238L25 239H27V241H25V242H27L26 244H28L29 245V243H32V242H29L28 243V241L29 240H31L30 239V237L31 236H29V240H28V232L26 231V233H28L27 234V236H25V232H23L22 230H21ZM43 233V232H42ZM52 232H51V230H50V233L49 234H51ZM8 234V233H7ZM6 234V235H7ZM14 234V233H13ZM39 234V233H38ZM55 234H56V232H55ZM12 235V234H11ZM10 235V236H11ZM18 235H15V236H18ZM21 235V234H20ZM33 235H32V237H33ZM53 236H54V234H52ZM51 235V237H53ZM12 236H14V235H12ZM15 236H14V238H15ZM38 236V235H37ZM40 236H43V235H41L40 234ZM5 238H3L2 236H1V238H2V240H3V242L5 243V239H7L6 240V242L8 241V244L6 243V246L7 245H9V235H8V237L9 238H6V236H4ZM48 237H50V236H48ZM48 237H46L48 240L47 241H49V239H52L53 240V238H48ZM13 238V239H14ZM18 238V237H17ZM16 238V239H17ZM21 238V237H20ZM23 238V239H24ZM36 238V237H35ZM33 239L32 238V240H35V242H36V240L38 239L39 241H40V239L39 238H36V239ZM41 238V237H40ZM45 238V237H44ZM12 239V238H11ZM15 239V241H16V244H15V246L16 247H13L12 246V248H11V251L13 250V252H14V250H15V252L14 253H17L16 252V250L17 249H19L18 247H21L20 246V244L22 245V241L21 242H17V240ZM19 239V238H18ZM22 239V238H21ZM20 240V239H19ZM38 240H37V242H38ZM15 241H13L12 240V242H15ZM41 241H42V243H43V241L44 240H42L41 239ZM46 241V239H45V242L46 243H48ZM51 241V240H50ZM11 242V241H10ZM33 243V248H35V246H34V244L35 245H37V242L36 243ZM44 242V243H45ZM54 242V241H53ZM0 243L2 244V241H1V239H0ZM42 243H41V245H42ZM50 243V242H49ZM13 244V243H12ZM12 244H10V245H12ZM39 244H40V242H39ZM39 244H38V247H37V249H40L39 248ZM28 245H26V246H28ZM51 245V244H50ZM54 245V244H53ZM2 246H3V249H4V246L5 245H3L2 244ZM29 246H31V244L29 245ZM43 246H45V244L43 245ZM7 247H9V246H7ZM6 247V248H7ZM42 247V246H41ZM47 247V246H46ZM50 248L49 249H51V248H53V247H51V246H49ZM5 248V250H7ZM15 248V249H14ZM17 248V249H16ZM31 248V249H30ZM43 248V247H42ZM48 248V247H47ZM47 248H45V249H47ZM22 249H24L23 248V246H22ZM26 249H27V247L24 249L25 251V254L24 255H22V252L23 251H21V249H20V252H21V254H20V252H19V254L21 255V256H19L18 254V256L19 257H13L12 255L14 254H12V253H9L8 252V250H7V252L9 253V254H11V256L14 258H11L12 260H14L15 262H16V260H15V258H17V261L19 262H17L16 264H20V261H23V262H21V263H25V264H32V263H34V264H41L42 262H44V259H45V257H44V254H42L41 253V250H39L40 252H39V254H41V255H43V259L41 260L42 262H40V263H37L39 260H40V257L41 256H39V258H38V256L36 257V258H33V259H31V260H35V261H31V260H29L30 258L29 257H35V256H31L32 254H33V252L32 253H30L31 251H29V250H32V247H29L28 249H27V252H26ZM44 249V248H43ZM45 249H44V251H45ZM48 250V249H47ZM2 251H4V250H1L0 249V252H2ZM28 251H29V253H28ZM32 251H34V250H32ZM37 250H35V252H36ZM49 251V250H48ZM34 252V254H36ZM45 252H47V251H45ZM4 253V252H3ZM26 253H28V254H26ZM49 253V252H48ZM52 253H50V255L52 254ZM0 254H2V253H0ZM5 254H6V252H5ZM7 255L6 254V258H7V256H10V255ZM48 255V254H47ZM52 255V257H54ZM4 257V256H3ZM22 257H23V260H22ZM48 256H46V258H47ZM2 258V257H1ZM19 258H21L20 259V261H19ZM25 258H26V260H25ZM27 258H29L28 260L29 261H27ZM39 259V260H38ZM9 260H10V258H9ZM11 260V263H9V264H12V261ZM36 260H37V262H36ZM46 260H48V258L46 259ZM46 260H45V263H46ZM50 260H52V258L50 259ZM50 260L49 261H47V262H50ZM53 260H55V259H53ZM26 261V262H25ZM59 261V262H60ZM3 262H5V260L3 261ZM8 262H10V261H8ZM31 262V263H30ZM57 262V260L56 261H54V262H52L51 261V263L53 264V263H56ZM1 263V262H0ZM6 263V262H5ZM7 264V263H6ZM14 264V263H13ZM44 264V263H43ZM48 264V263H47Z\"/></svg>", "mask_w": 264, "mask_h": 264}, {"label": "rangeland", "instance_id": "obj_2", "mask_svg": "<svg viewBox=\"0 0 264 264\" xmlns=\"http://www.w3.org/2000/svg\"><path fill=\"white\" fill-rule=\"evenodd\" d=\"M3 1V0H2ZM1 0H0V3L2 2ZM29 1V2H28ZM42 1L43 0H40L39 2H37V0H35V2L32 0H5V1H3V4H0V11H1V17L0 18H2V20L0 19V21H1V24H5L4 25V28H6L5 26H7V31H10L11 29H12V27H13V24H15L14 26H15V30H14V28L12 29L13 31V34L12 35H14V36H16L18 39H19V36H20V38L22 37V35L21 34H24V32L26 31L24 28L26 27V29L28 30H33V32L35 33V32H38L37 30H38V25L40 26L42 23H44V22H48V24H49V26H50V24L52 25L53 24V29L54 30H52L51 32L53 33V40L55 39V40H57V42L59 43L58 45H61L60 47H62L61 49H59V51H58V49L57 48H60L58 45H57V47L56 48H54V45L56 46V42L55 41H53L52 40V45H53V48H51V50H50V48H49V50L48 51H42V54H41V52L39 51V54L37 55V52L36 51H38V50H35V49H37V48H35L34 47V54H33V56H30V57H27V55H26V53L24 52V50L21 48V47H14V50H18V48H20L19 50H18V54H17V52H15V54H13V56H12V49L11 50H7V45L5 44V41L4 40H1V44L2 45H0V71H1V73H0V114L2 115V116H0V164H3V165H0V171L2 172H0V175L2 174V176H0V185L2 184L3 186L1 187L0 186V189H1V194H3V195H1L0 194V203L2 204H0L1 206H0V212H2V214H0L1 216H0V239H1V241H2V244L3 245H5L4 246V249H3V246H2V244L0 243V249L1 250H4V251H2V252H0V253H2V254H0V264H9V263H11V258H13V257H19V256H21L20 254H21V252H20V249H21V251H23L22 252V255H24L25 254V248L27 247V249L29 248V247H32V250H34V251H32V250H29V251H31L30 253H32L33 252V254L31 255V256H35V257H29V258H27V261H29V260H31V259H33V258H36L38 255L39 256H41L40 257V260L37 262V260H36V262L37 263H40V262H42L41 260L45 257V259H44V262H42L41 264H52L51 263V261L52 262H54V261H56L57 260V262L56 263H53V264H66V262L65 263H63L62 261H60L59 259H58V256L57 255H53V253L55 254H57V248H56V244H57V242H58V232H57V229H58V226H55V224H54V226L56 227V228H54L53 227V224H52V227L49 225V224H51V222L53 221V219L55 218V217H52L51 215H53L52 213L54 212H56L57 213V215H60V210H57V211H51L50 210V212H51V214H48V213H50V212H46L45 211V209H47L46 207L48 206V204L49 203H47V202H49V200H47L46 198V201H43V199L42 198H44V197H47L48 198V192H49V196H52V191L54 192L53 193V195L54 196H57V194H61V191L62 190H65V189H62V187H60V186H58V187H60V189L58 188L57 189V191H56V193H55V189L57 188V187H55V186H57V184L56 183H59V182H61L62 180H64V177H62V178H60V181H59V179L58 180H56L57 179V177H59V176H61L59 173H62L63 175H64V170L65 169H63V172H57L56 174H58L59 176H57V177H54V179H52L53 178V176L51 177V179H50V173L49 172H51L53 169H52V167L54 168V166L55 167H57V169H61V168H63V166H64V168L66 167V169H67V163H68V161H67V159H66V161H67V163H64V161L65 160H63V159H65L66 158V156H69V158H68V160H69V163H72L73 165H69V167L70 166H72V167H70L71 169H67L66 171H73V170H75V171H77L76 169H77V164L79 163V165H78V168H82V173L83 172H85L86 170L85 169H87L88 167L87 166H85V167H87V168H83L84 166H83V164H85V165H88V164H86V162L85 161H87L88 162V160H86L87 158H86V152H87V150H89L90 148H91V151H93V149H92V147L94 148L95 146H97L98 145V138H95V139H97V142L98 143H94V144H97V145H95V146H91V143H90V146L91 147H89L88 148V146H87V150H84V148H82L81 149V146L80 145H82V143L81 142H83V144H84V142H85V140H86V142H87V137L86 138H83V139H85L84 141H80L79 142V140H80V136L78 135L79 134V131H78V133H77V130H79L80 129V126L82 127V126H84V124H85V126H87V125H89L88 127H84L85 128V130H83L82 128V131H83V133H88V132H90L91 130L92 131H94V132H92V133H95L96 135L98 134L97 132V130H98V128H97V126L99 127V131H101L102 129H104L105 128V130H103V131H105L106 132V129H109L108 128V126L110 127V128H113V127H111L110 126V124L108 123V124H106L105 122H102V120H98L99 122H100V124H101V122H102V126H100V125H96L97 124V121H96V119H95V117H93L94 118V120H95V125L93 124V120L91 119V121H90V117H89V115H85L84 113H82V112H78V110H76L77 111V113L79 114V113H82V114H84L85 115V117L86 116H88V117H86V119H89L86 123L85 122H83L84 120V118L79 114V116L77 115V113H76V111H73L74 110V108L73 107H70V106H68V105H65V104H63V103H60L59 101H55V100H53L52 99V101H51V98H48L51 102H48V99L46 98V102L49 104H45L46 102L43 100V98L44 97H42V100H41V97L39 98V96L38 97H36L37 95H33V94H31V93H29V89L28 88H26V87H23L22 85L20 86V82L21 81H19V80H22L23 82H24V84L27 82L28 83V81L31 79V76H30V73H31V69H35V67H36V65L37 66H40V65H42V64H44V62H46L47 61V63L45 64L46 65V67H45V70H47V72H48V74H49V76L50 77H52V76H59V75H63V77H62V75H61V77L62 78H64V82H65V79H66V81H68V80H70V79H68L67 80V78H65V77H67L68 76V74H70L69 76H70V78H72L71 76H73L74 78H72L73 80H75L76 79V77H77V79L76 80H78V83L77 84H81V83H84V84H81L80 86L83 88V86L84 85H87L88 86V89L90 90V89H92L93 91L92 92H94V94L96 93L97 94V92H99L97 95H96V97H95V95L91 92V90H90V92L93 94V98H95V99H97V96H99V94H100V96L101 97H103V100H104V102L107 104V102H108V104H110V101H111V99L113 100V101H111V104L113 103V104H115V99L117 98V100L116 101H118L120 98H122V96L124 95V97L122 98V101H123V99L125 98V96H126V93H127V91H128V93H129V91H131L132 93H133V91H134V93L133 94H136V95H133V96H131L132 95V93L130 92V94H127V96H126V99L127 98H132V99H134V98H137V102H138V99L140 100V98H139V96L138 97H135V96H137V94L139 93L140 94V97H141V100H140V102H134V104H136V105H138V106H140V107H142V108H144L145 106L144 105H146L145 103H146V101H147V99H152V97L151 96H154V97H156V101H158L157 102V104L159 105L160 103H159V100L157 99V97H159V99H160V97H161V99H162V101H160L161 102V105H163V106H165L163 103H165L164 101H166L167 100V98H169V100L170 99H172L171 101H175L172 97H171V95H173V93H174V96H175V93L177 92V99H176V101H175V104H178L177 106L179 107H175V104H174V102H171L170 101V105H171V107H174V108H178V109H180V110H178L179 112L180 111H183V109L185 110V112H180L179 114L180 115H182V119L180 118V117H178V118H180V120L181 121H186V118L185 117H187V119H189L190 118V120L189 121H191V118H192V115L194 114V113H196V112H194L195 111V107H197L198 106V104H199V102L200 101H202L203 102V100H205L204 102H206V100H207V104H209V97L212 95V94H206V93H212V90H216L217 92H215V90L213 91V97H214V99L213 98H211V101H215V103H216V101H217V99H218V97H216V96H219L218 95V91L220 92L222 89H225V88H223V85H226L227 84V82H231L230 84L228 83V85L226 86L227 88L229 87V90L230 91H228V94L230 95L231 94V96H233V94H234V91H233V94L231 93V90H235V92H236V90H238V89H240V91L242 92V93H244V95L241 93V92H239V90L237 91V93H235L234 94V96L236 95H239V93H241V95L240 96H238V98L235 96V98H236V100L234 101L233 99H232V97H231V99H229V95L227 94V88H226V91L224 90V92H222V94H224L225 96H223V97H228V101H223V100H225L226 98H222V96H221V98H219L218 99V101L222 104V102L221 101H223V103L224 102H229L228 103V105H227V103H226V105H225V103L224 104H222V105H224V107L226 106V107H228V109L226 108H224V107H222V108H224V109H222V108H220L222 105H216L215 104V106L212 108V105H213V103H211V101H210V103L211 104H209V108H208V106L206 105H202V107L203 106H205L208 110H209V112H208V110L205 108V109H203V111L204 110H206L207 112H205V115L201 112V109L199 108V106H201V104H203L202 102L199 104V106L197 107L198 108V110H199V112H200V114L203 116V118L204 119H206L205 121H208V123L210 124V123H212L210 126H213V124H214V128L213 127H210L209 125H208V123H204V122H202V123H204L203 125H204V127L202 126V123L200 124L201 125V127H200V125H198V123L200 122V120H199V118H196L197 116L196 115H198L199 113L197 112L194 116H196V117H194L193 116V118L195 119H198L199 120V122H197L196 120H194L193 118V122H189L190 124H192V123H194V122H197V123H195L192 127L193 128H191L192 129V131L193 130H195V132H196V134H195V132L194 133H192L193 135L195 134V137H196V139L198 140L199 139V141L200 142H202V141H204V140H207V139H209L208 138V136L207 137H205L206 135H207V133H208V135L210 134L211 135V133L213 132V133H218V134H216V137L219 135V136H221V138H222V133L221 132H224V136H227V137H224L223 136V139H222V142L221 141H219L218 143L220 144L221 143V147L222 148H224L223 147V145L227 142L228 143V141L230 140H228V137L230 138V137H235V138H237L238 136L240 137V135H242L243 133H244V130H245V128L246 129H248V125L246 124V123H241V124H238V128H237V126H235V125H237V124H235L234 125V121H233V124H232V122H231V124H230V121H232V118H233V116L234 115H237L238 113H239V115L240 114H242V115H244V116H246V112H248V113H250L251 114V116H252V113L254 112V114H253V117H262L263 116V114L264 113H260L259 111L261 110V112H264V109H263V107H264V97H262V95L261 94H263L264 95V80L262 81V82H259V83H257L258 81H260V79L262 80V79H264V74H261L263 77L262 78H258V77H261V75L259 74V73H256L255 71L257 70V72H262V70H263V68H262V65H263V62H264V49L262 48V53L261 52H258V50L255 48V46H256V41H257V39L258 38H255L256 36H257V34L258 33H262V32H260V29L258 30V28H259V26H261V28L263 29V33H264V22H257V19H258V16H257V13H260V11L259 10H257L258 9V6L257 5H259V6H261V4H262V2H263V6H261V7H263V8H261L262 9V11L264 12V1H260L259 2V0L258 1H256V0H250V1H248V0H194L193 1V3L195 2V4L194 5H192L193 3H192V0H189V1H185L186 2V5H188V4H191V6H189L188 5V7L187 6H185L184 4H185V2H184V0H182V1H180V0H162V1H164V2H161L160 0H159V2H158V0H157V3H156V1L155 0H132V2H133V4H132V7H134V4H135V7H137V9L135 8V10L136 11H134V10H131L132 11V13H130V8L132 9V7H128V6H130V4H131V1L130 0H120L119 2H118V0H115V1H107V0H103V1H107L108 3V7H107V4L106 3H103V5H100V2L98 1V0H84V2L87 4L86 5V7H85V4H83L81 7V11L80 10H78L79 8H77V5H78V7H79V5H81V2L83 1V0H50V2L48 3V2H45V0L43 1V3H42ZM47 1H49V0H47ZM56 1V2H55ZM67 1H68V3H67ZM75 1H77V5H76V2ZM89 1V2H88ZM99 3H98V2ZM100 1H102V0H100ZM102 1V2H103ZM116 1H117V3H121V4H117L116 3ZM135 1H139V3H140V5H139V3L137 4V2H135ZM152 1H154L153 3H152ZM180 1V2H179ZM196 1H199V3L198 2H196ZM207 1V2H206ZM237 1V2H236ZM5 2V3H4ZM13 2V3H12ZM19 2V3H18ZM21 2V3H20ZM23 2H24V4H23ZM32 2H34V6H33V3ZM38 4H40L41 5V8H43V9H47L48 7H46L45 8V6L46 5H48V4H50L49 5V7L50 8H52V7H55L54 9L52 8V10L53 11H51V9H47L46 11H42L41 12V8H40V6L39 5H37V3ZM48 3V4H45V3ZM53 2H54V4H53ZM64 4H62V3ZM70 2V3H69ZM84 2H82V3H84ZM88 2V3H87ZM93 3V6H90V5H92V3ZM98 3V4H96V3ZM114 2H115V4H114ZM149 2H150V4L152 5V7L150 6V4H149ZM175 2H178L177 3V5H176V3ZM189 2H191V3H189ZM249 2V3H248ZM251 2H253V4H251ZM258 4H257V3ZM14 3H15V5H14ZM30 3H32V5L30 6L29 4ZM55 3L56 4H58V7H57V5H55ZM60 3V4H59ZM90 3V4H89ZM111 3H113L111 6L109 5V4H111ZM122 3L124 4V5H122ZM128 3H130V4H128ZM180 3V4H179ZM196 3H198L199 5H196ZM223 3H224V5H223ZM6 4V5H5ZM10 5V4H12L10 7H12L13 5H14V7H12L11 9L12 10H10V9H8V8H10V7H8L7 5ZM20 4V5H19ZM42 4L44 5L43 7H42ZM52 4H53V6H52ZM70 4H75L76 5V9L74 10V8H75V6H72V5H70ZM89 4V5H88ZM94 4H96V5H94ZM126 4V5H125ZM128 4V5H127ZM140 6V8L138 9V6ZM149 4V5H148ZM155 4V5H154ZM169 4H170V6H169ZM220 4H222L221 5V7H220ZM234 4V5H233ZM237 4V5H236ZM256 4V5H255ZM2 5V6H1ZM23 5H24V8H22L23 7ZM26 5H29V6H26ZM37 5V6H36ZM67 5H69V6H67ZM99 5V6H98ZM121 5V6H120ZM172 5H173V7H172ZM183 5V6H182ZM217 5V6H216ZM227 5V6H226ZM234 7H233V6ZM239 6L240 7V9H242L241 10V12H240V9H239V7H238V10H237V7L236 6ZM257 6V7H255V9H254V6ZM6 8H5V7ZM21 6V7H20ZM36 6V7H35ZM39 6V7H38ZM66 6V7H65ZM72 6V7H71ZM96 6V7H95ZM98 6V7H97ZM114 7L115 9H113L112 11H110L111 9H109L110 7ZM116 6H117V8H116ZM125 6H126V8H125ZM150 6V7H149ZM155 6V7H154ZM185 6V7H184ZM220 8H219V7ZM223 6V7H222ZM231 6V7H230ZM8 7V8H7ZM16 7H17V9H16ZM31 7H35L36 9H32ZM57 7V8H56ZM64 7V8H63ZM69 7V8H68ZM71 7V8H70ZM74 7V8H73ZM84 7V8H83ZM90 9H88V8ZM93 7V8H92ZM105 8V10L103 9V8ZM112 7V8H113ZM118 7H121V8H118ZM154 7V8H153ZM159 7V8H158ZM209 7H210V9H209ZM211 7L213 8L212 9V11H211ZM218 7V8H217ZM229 7V8H228ZM4 8V9H3ZM13 8H14V10H13ZM22 8V12L24 13V12H26V13H28V15H30V16H28V15H26V13H24L26 16H24V14L22 13V12H19V11H21L20 9ZM31 8V9H30ZM61 8V10H60V12L62 11V9H65V10H63L61 13H63L64 11L66 12V11H68L67 13H69V10L73 13L72 15H65L64 13H63V15H58L60 12L58 11L59 9ZM95 8V9H94ZM123 8V9H122ZM124 8H125V10H126V13H125V10H124ZM151 8V9H150ZM153 8V9H152ZM166 9L165 11L167 12V10L170 12V14L168 15V13H167V15H168V17H166L167 15H166V12L163 10V9ZM180 8V9H179ZM186 8L188 9V10H186ZM203 8H204V10H205V13H207V15H206V19L205 18H202V17H204V15H205V13H204V15L203 14H201L202 12H204V11H202L203 10ZM205 8H207V10L205 9ZM222 8V9H221ZM236 8V9H235ZM23 9H24V11H23ZM38 9H40V11L38 10ZM58 9V10H57ZM67 9H69V10H67ZM83 9V10H82ZM85 9V10H84ZM86 9H87V11L89 10V11H92V10H96V12L94 13V12H91V13H93V14H91V13H89L88 14V12H86V14H85V11H86ZM116 9H118V10H116ZM134 9V8H133ZM141 9V10H140ZM148 9V10H147ZM156 9H157V11H156ZM159 9H161V10H163V11H161V10H159ZM193 9V10H192ZM194 9H195V11L197 10V13H199L198 15H196V14H193L194 16H193V18H196V19H198L199 20V18H200V20L198 21V20H196L195 21V19H194V21H193V19L191 18V14L190 13H194V12H190V11H194ZM226 11H225V10ZM234 9V10H233ZM253 9V10H252ZM7 10V11H6ZM8 10H10V15L9 14H7L8 13ZM28 10V11H27ZM30 10V11H29ZM55 10V11H54ZM56 10L58 11L57 13L58 14H55L56 13ZM73 10L75 11V12H73ZM78 10V11H77ZM106 11V12H103V11ZM114 10H116V11H114ZM123 10V11H122ZM179 10H180V12H179ZM236 10V12H234ZM246 10H248V11H246ZM37 11V12H36ZM50 11H51V13H50ZM83 11V12H82ZM119 11V12H118ZM122 11V13H123V15H124V17H123V15H122V13H120ZM129 11V12H128ZM133 11H134V13L138 16H135V14H133ZM139 11V12H138ZM154 11V12H153ZM200 11V12H199ZM202 11V12H201ZM210 11V14H208V12ZM244 11V12H243ZM258 11V12H257ZM6 12V13H5ZM18 12L19 13H21V14H23V16L21 15V17H20V15L18 14ZM33 13V15L31 16V14ZM40 12V13H39ZM43 12H45V13H43ZM52 12H55L53 15H52ZM77 12V13H76ZM81 13V15H80V13ZM113 12H118V13H120L122 16H120V15H118V14H116V15H118L117 16V18H116V15H115V17H114V14H113ZM155 13L154 15L152 14V13ZM179 12V13H178ZM185 12V13H184ZM213 12V13H212ZM223 12H225V13H223ZM238 12H239V14H238ZM243 12V14L245 15V13H246V15H247V17H248V19L250 20V22H254L252 25H250L251 23L248 21V19H247V17L246 16H244V15H242L241 13ZM248 12L251 14V17L250 16H248ZM13 13V14H12ZM30 13V14H29ZM47 13L49 14H51L52 16H49V15H47ZM60 13V14H61ZM74 13H75V15H77L78 13V18H80V17H82V15L83 14H85L84 16H86L87 15V18L86 17H82L84 20H82V22L84 21V25L82 24V22H81V18L80 19H77V16H75L74 15ZM138 13H140V14H138ZM160 13L162 14V15H160ZM165 13V15L163 16V14ZM183 13V14H182ZM218 13V14H217ZM18 14V15H17ZM38 14V15H37ZM43 16V17H46L47 18V16H48V18H47V20L46 21H44L45 19H42L41 17V15ZM45 14V15H44ZM69 14H71V13H69ZM96 14H99L98 16H99V18H98V21H97V18L96 17H98ZM101 14L103 15L104 14V17H100L101 16ZM113 14V15H112ZM133 14V15H132ZM157 14H159L160 16H157ZM177 14H178V16H177ZM190 15V18H189V15ZM201 14V17H199V15ZM14 15V16H13ZM35 15H37V16H35ZM39 15H40V17H39ZM54 15H56L57 17H53ZM74 15V17H72V18H70L71 16H73ZM92 15H93V17H94V15H95V17L94 18H92ZM113 17H112V16ZM181 15L183 16V17H181ZM187 15V16H186ZM203 15V16H202ZM210 15V16H209ZM211 15H212V17H211ZM12 16H13V19H12ZM18 16H19V19H18ZM27 16H28V18H27ZM34 16H35V18L36 17H39V18H34ZM65 16V17H68V18H70V19H68V18H66L67 19V21L68 20H70V21H68V24H67V22H66V19H65V17H64V23H63V25H61L60 23L61 22H63V17ZM80 16V17H79ZM91 17L93 20H91L90 18V20L88 19V17ZM107 16V17H106ZM109 16H110V18H111V20H110V18H109ZM127 16V17H126ZM133 16V17H132ZM147 16V17H146ZM161 16H163V17H161ZM175 16L176 17H178L177 19L175 18ZM195 16H197V17H195ZM207 16L209 17V18H207ZM221 16H227V18L225 19V20H222L220 17ZM254 16H255V18H254ZM10 17H11V19H10ZM15 17V18H14ZM49 17H50V19H49ZM51 17H53L52 19H51ZM106 17V18H105ZM134 17H136V18H134ZM146 17V18H145ZM158 17H159V19H161L162 20V22L161 21H159V19H158ZM161 17V18H160ZM174 17V18H173ZM184 17H186V18H189V20H191L192 21V23L190 24V23H188L189 25H185V24H187L186 22L188 21V19H187V21H186V19L184 18ZM216 17H218V19L216 20L215 18ZM246 17V18H245ZM21 18H23L22 20H24L23 22H22V24H24V26H21L22 24H21ZM25 18V19H24ZM27 18V19H26ZM106 19V20H104V21H102V19ZM126 18V19H125ZM130 18V19H129ZM173 18V19H172ZM181 18V19H180ZM182 18L185 20V26H186V28L188 29V27H189V29H188V32H186L187 31V29L186 30H184L185 28V26H183V24H182V26H183V29H182V27L180 28V27H178V23H177V21L179 22V23H181V22H183V20H182ZM6 19V20H5ZM39 19V20H38ZM42 19V20H41ZM49 19V20H48ZM75 19H77L78 21L80 20V22H76L77 20H75ZM99 19H101L100 21L101 22H99ZM116 19V20H115ZM122 21H121V20ZM131 19H133V20H131ZM136 19V20H135ZM146 19H148V21L146 20ZM150 19V20H149ZM175 19V20H174ZM204 19V21H202V20ZM210 19V20H209ZM211 19L213 20V19H215V20H213V23H216V21H217V25H215V24H212V21H211ZM220 19H221V21H220ZM238 19H239V21H241L242 23H246L248 26H249V28H250V30L249 31H252V30H254V33H253V35L251 34V33H248V35L249 34H251L252 36H254V37H252V39L250 38V37H246L247 39L248 38H250L251 40H246L245 38H244V40H245V42L246 43H248V45L251 43V46H246L247 47V50H244V49H246V48H244L243 49V52L244 53H246L247 54V57L245 58V54L243 53V52H241L242 54H240V58H241V62H240V60L239 61H237L236 59L234 60L233 58V56H227L230 52L229 51H231V53H232V51H233V47L236 45L237 46V44H239V42H241L242 40H240L241 38H242V36H241V34H239L240 33V29H238V28H236V26L235 25H241V22H238L239 24H235V20H236V22L238 21ZM9 22H8V21ZM15 20H17V21H15ZM27 20H30L29 22L27 21ZM35 21L34 23L32 22V21ZM41 20V21H40ZM50 20H58V22L55 24L54 23V21H53V23H52V21H50ZM62 20V21H61ZM71 20H72V22H71ZM115 20V21H114ZM119 20V21H118ZM124 20V21H123ZM127 20H128V22H127ZM140 22H139V21ZM146 20V21H145ZM205 20H206V23H205ZM256 20V21H255ZM18 21L20 22V23H18ZM44 21V22H43ZM55 21V22H56ZM86 21V22H85ZM89 21V22H88ZM91 21V22H90ZM95 21H97L96 22V24H94L93 22ZM126 21V22H125ZM134 21V22H133ZM172 21H174V22H172ZM191 21H189V22H191ZM200 21L201 22H203V23H205L204 25H200ZM209 21V22H208ZM4 22H6V23H4ZM25 22V23H24ZM30 22H32V24H34V25H32L31 27H30V25H31V23ZM51 22V23H50ZM66 22V23H65ZM76 22V23H75ZM199 22V23H198ZM209 23V25L211 24V25H215V26H217V28H214L215 26H213V28L212 29H216V31H214V33L213 32H210L209 31V29H207V26H209L208 25V23ZM223 22H227V23H231L232 24V22H233V25H230V23L228 24V25H230V28L224 23V25H223ZM8 23V24H7ZM16 23H18V24H16ZM37 23V24H36ZM40 23V24H39ZM74 23H75V25H74ZM79 23H81V24H79ZM97 23L100 25V27L102 26V29H104V31H106V32H104L101 28H97L96 29V27L98 26L99 27V25H97ZM184 23V22H183ZM202 23V24H203ZM250 23V24H249ZM11 24V25H10ZM27 24V25H26ZM59 24V25H58ZM65 24V25H64ZM67 24V25H66ZM80 27H77V25ZM91 24V25H90ZM102 24V25H101ZM192 24H193V27H192ZM198 24V25H197ZM220 24H221V26H220ZM254 24H255V26H254ZM256 24L258 25V26H256ZM260 24V25H259ZM263 24V25H262ZM8 25H10L9 27H8ZM17 25H18V28H17ZM71 25H72V27H74V29L71 27ZM74 25V26H73ZM107 25V26H106ZM180 25V24H179ZM200 25V27H198ZM207 25V26H206ZM209 26L210 27V29H211V27L212 26ZM21 26V30H19V27ZM30 28H29V27ZM56 26H57V28L58 27H60L61 29H59L60 31H57L58 29H56ZM83 26V27H82ZM94 26H96V27H93ZM202 26V27H201ZM204 26H205V28L207 29H205V31L206 32H204ZM10 27H11V29H10ZM28 27V28H27ZM36 27V28H35ZM62 27H63V29H62ZM71 27V28H70ZM77 27V28H76ZM91 27V28H90ZM221 27V29L223 28L224 29V31H221L219 28ZM256 27V28H255ZM33 28V29H32ZM50 28H51V26H50ZM67 30H66V29ZM76 28V29H75ZM92 28L93 29H95V30H97V34H95L93 31H92ZM190 28H192V31H190ZM200 28V29H199ZM225 28H227L226 29V31H225ZM230 30H229V29ZM18 29V33L15 35V33L17 32L16 30ZM35 29H37V30H35ZM78 29V30H77ZM83 29H84V31H83ZM85 29H86V32H85ZM98 29L101 31H99V34L100 35H98ZM201 29H203V31L202 32H204V33H207V34H205V35H202L201 36V34H202V32H200V36H201V38L199 37V31L201 30ZM220 31H219V30ZM222 29V30H223ZM232 29V30H231ZM239 31V33H237V35H235L236 33L235 32H237V30ZM23 30V31H22ZM55 30H56V32H55ZM71 31V30H73L72 32H69V31ZM77 30V31H76ZM94 30V31H95ZM54 31V32H53ZM66 31V32H65ZM78 32V33H76V32ZM83 31V32H82ZM190 31V32H189ZM197 31V32H196ZM235 31V32H234ZM249 31H247V32H249ZM21 32H23V33H21ZM57 32H58V34L59 35H61L62 34V32H63V34L62 35H64V34H66V36L64 37L63 36V41L65 42V43H67L66 41H68V40H70V41H68L69 43V45L67 44L66 46V48H69L68 49V52H67V49L66 48H63V46L65 45L64 44V42H63V44H62V37H60L58 34H57ZM69 33V35H67L68 33ZM85 32V33H84ZM88 32V33H87ZM208 32H209V34H208ZM217 32V34H215ZM223 32V33H222ZM233 32V33H232ZM242 32V31H241ZM253 32V31H252ZM1 33V32H0ZM55 33V34H54ZM104 33H105V35H104ZM108 33V34H107ZM203 33V34H204ZM210 33H213L212 35L210 34ZM226 33V34H225ZM235 33V34H234ZM20 34V35H19ZM73 34V35H72ZM75 34V35H74ZM88 34H90V36H91V38H90V36L88 35ZM220 34V36H218L217 37V35H219ZM231 34H234L235 36H237L236 38H235V36L233 37ZM260 34H258V36L260 37ZM55 35L57 36L58 35V38H60V40L58 39V38H55ZM61 35V36H62ZM71 35V37H73L74 39H71V37H69ZM83 35V36H82ZM87 35V36H86ZM95 35V36H94ZM206 35H208V36H206ZM241 37H240V36ZM4 35H2V33H1V35H0V39H6L7 37H9V35H5L4 37H3ZM7 36V37H6ZM68 36V37H67ZM78 36V37H77ZM213 36V38H211ZM244 36H246V35H243V37ZM77 37V40L75 39ZM80 37V38H79ZM85 37V38H84ZM99 37H100V39H99ZM238 37H239V39H238ZM64 38H67L66 39V41L64 40ZM84 38V39H83ZM87 38V39H86ZM93 38V40H90V39H92ZM203 38H205V39H203ZM207 38V39H206ZM234 38V39H233ZM231 39V40H230ZM233 39V40H232ZM72 40L74 41V42H72ZM82 40V41H81ZM96 40H97V42H96ZM235 40V41H234ZM61 41V42H60ZM80 42V44H79V42ZM99 41V42H98ZM103 41V42H102ZM217 41H218V43H217ZM233 41V42H232ZM250 41H252V42H250ZM254 41H255V43H254ZM3 42V43H2ZM71 42V43H70ZM83 42V43H82ZM94 42H95V44H94ZM212 44H211V43ZM244 42V43H245ZM75 43L78 45H76L77 46V48H76V46H75ZM86 43H88V47H90V48H88L87 47V45H86ZM98 43V44H97ZM101 43V44H100ZM104 45H103V44ZM213 43H215L214 45H213ZM90 44V45H89ZM100 44V45H99ZM209 44H210V46H209ZM217 44H218V46H217ZM253 44H254V46H253ZM73 46V48H71L70 46ZM82 45L83 46H85L84 48H82ZM97 45V46H96ZM99 45V46H98ZM211 45H213V46H211ZM216 45V46H215ZM230 45V46H233L232 48L230 47V49H228L229 47L228 46ZM246 45V44H245ZM3 46H4V50L6 51H4L3 50ZM95 48V50H92L93 48ZM102 46V47H101ZM104 46V47H103ZM215 46V47H214ZM106 47V48H105ZM210 48V50L212 49L213 50V48H215L216 49V51L215 50H209L208 48ZM218 49H217V48ZM250 47H253V49H250ZM32 48V47H31ZM31 48H30V50H31ZM75 48L78 50H75ZM80 48H82L80 51H79V49ZM85 48H86V50H85ZM92 48V49H91ZM105 48V49H104ZM248 48H249V50H248ZM22 49V50H21ZM53 49H56L57 50V53H56V56H57V54H58V52H59V56H61L62 54H64V56H61V58L62 57H64L65 59H67V58H72L73 57V55H75V51H77L78 53H80V55L82 54V50L84 49L85 50V52H83L84 54H82V59H81V57H79L81 60H83V62L84 63H80L81 65V67L83 68L84 67V69H86V67H88L86 70H88V73L87 74H89L88 75V80H87V78H85L86 76H87V74H86V72L87 71H84L83 72V76L81 75L82 74V72L81 71H83V70H81L80 69V67H79V69H78V71H77V69L76 68H74V67H72V65H73V63H74V61L73 60H65L64 58H62L61 59V67H60V65H58V64H60V62H58L57 60H55L54 58V54H55V50H53ZM72 49H74V52L72 51ZM87 49H89V51L87 50ZM91 49V50H90ZM208 49V50H207ZM20 50H21V52H20ZM29 50V52H31V54H32V50L30 51ZM60 50H62L61 52H60ZM83 50V51H84ZM255 51L256 52V50H257V53H256V55H255V52H252V51ZM4 51V52H3ZM11 51V52H10ZM53 51V52H52ZM63 51H66V53H62ZM73 52L72 54H71V52ZM89 52L90 53V51H91V55L92 54H94V56H96V57H94V56H92L93 58L91 59V55L89 54V53H87V52ZM107 51V52H106ZM248 51H251V53L250 52H248ZM8 52V53H7ZM10 52V53H9ZM20 52V53H19ZM24 52V53H23ZM49 52H52V53H54V54H50ZM76 52V53H77ZM93 52V53H92ZM229 52V53H228ZM44 53H46V54H44ZM62 53V54H61ZM68 53V55H66ZM77 53V54H78ZM226 53H228L227 55H226ZM230 53V54H231ZM248 53L249 54H251V55H255V57L254 56H248ZM259 53V54H258ZM260 53H261V55H260ZM21 54V55H20ZM30 54V53H29ZM50 54V55H49ZM87 56H86V55ZM89 54V55H88ZM229 54V55H230ZM260 55V56H258V55ZM20 55V56H19ZM22 55L24 56V57H22ZM79 55V56H80ZM223 55V56H222ZM232 55H234V54H232ZM67 56H70V57H67ZM88 56H90L89 57V59H88V62H87V64H88V66H87V64H86V61H84V59H86ZM227 56V57H226ZM257 56V57H256ZM262 56H263V58H262ZM33 57V58H32ZM51 57V58H50ZM83 57H85V58H83ZM112 57V58H111ZM229 57H232V59L230 60L229 59ZM250 57H252V60H250L249 58ZM22 58L23 59H26V58H29V60L28 59H26V61L24 62V60H22ZM44 58H46V60L44 59ZM52 59V60H50V59ZM95 58V60H97L98 61V63L95 61V60H93ZM96 58H98V59H96ZM239 58V57H238ZM239 58V59H240ZM47 59H49L50 61H57V65H56V63L54 64V62L52 63V62H50L49 60H47ZM56 59H59L60 60V57L59 58H56ZM64 59V60H63ZM73 59V58H72ZM228 59V60H227ZM254 59H256V60H254ZM259 59V60H258ZM34 60V61H33ZM90 60V61H89ZM93 61V63H92V61ZM101 60V61H100ZM65 61V63H66V65L64 66V63H62V62H64ZM69 61H70V65H71V67L69 68V67H67V70H65L66 69V66H67V64H69ZM95 61V62H94ZM229 61H231V62H229ZM238 62V64H237V62ZM27 62V64H28V67H30V69L27 67V65L25 64ZM71 62H73V63H71ZM80 62H82V61H80ZM91 62V63H90ZM112 62V63H111ZM243 62V63H242ZM100 63V64H99ZM51 65V68H52V64L53 65H55V66H58V68H57V70H58V72L60 73L61 71H62V69L61 68H63V71L60 73V74H58V72H57V74H56V71H53V69L55 68L56 69V67L55 66H53V68H52V71H51V68L48 66V65ZM94 66H92V65ZM97 64V65H96ZM199 64H206L207 66H209L210 68L209 69H204V67L206 66V65H203L204 67H202L201 65V67H202V69H200L201 67H199V68H197V66L199 65ZM253 64V65H252ZM262 64V65H261ZM84 65V66H83ZM86 65V66H85ZM100 67H99V66ZM189 65H191L193 68H191ZM227 65H231V67H234V68H236V70H238V74H241L242 75V73L244 72V70H245V72L243 73V75H242V77H241V75H240V77H236V76H232V78H228L227 80L226 79H224V80H222V81H219V79H218V75L221 73V72H223V71H226L227 69H228V67H227ZM256 65V66H255ZM43 66V65H42ZM48 66V67H47ZM64 66V67H63ZM259 68H261V69H257L258 67ZM24 67V69H22ZM25 67H27V68H25ZM34 67V68H33ZM190 67V68H189ZM252 67L253 68H255L256 70H254L253 69V71H252ZM263 67H264V65H263ZM47 68V69H46ZM68 68H69V73L68 74H66V73H64V74H66V75H64L63 74V72H68ZM74 68V70H70V69H73ZM91 68V69H90ZM27 69V70H26ZM61 69V70H60ZM105 69V70H104ZM200 69V70H199ZM203 69L204 70H206V72H204L203 71ZM81 70V71H80ZM93 70H94V72L96 73H94L95 75H93ZM198 70V71H197ZM259 70V71H258ZM97 71V72H96ZM105 71V73H103ZM250 71H252V73H250ZM55 72V73H54ZM71 72V73H70ZM81 72V73H80ZM247 72H249V73H247ZM263 72H264V70H263ZM52 73V74H51ZM53 73H54V75H53ZM92 73V74H91ZM117 75H116V74ZM2 74V75H1ZM52 76H51V75ZM72 74V75H71ZM79 74V75H78ZM101 74V75H100ZM116 76H115V75ZM245 74H248V75H246L245 76ZM256 76H255V75ZM15 75V76H14ZM75 75H76V77H75ZM81 75V76H80ZM90 75H92L91 77H89ZM97 75H98V78H100L99 80L97 79ZM103 75V76H102ZM121 75V76H120ZM124 76V78H123V76ZM260 75V76H259ZM17 76V77H16ZM19 76V77H18ZM68 76V77H69ZM100 76V77H99ZM110 76H112V78H113V81H111L112 80V78L110 79ZM118 76V77H117ZM249 76H251V78H252V81H253V79L256 77L257 79H255L254 81H253V83H251L252 81L248 78L247 79V77H249ZM253 76H254V78H253ZM258 76V77H257ZM9 77V78H8ZM11 77H15V78H17V79H19L18 81H19V83H18V81H17V85L16 84H12V83H15L16 82V80H15V78H14V80H15V82H14V80H13V82L11 81ZM23 77H24V80H23ZM30 77V78H29ZM93 77H96V79L94 78V82L92 81L93 80ZM105 77H108V79H106ZM116 77V78H115ZM122 77V78H121ZM132 77V78H131ZM243 77H245V78H243ZM52 78H55V77H52ZM61 78V79H62ZM83 78H85L84 80H83ZM101 78H104V79H101ZM126 78V79H125ZM234 78V79H233ZM239 78V79H238ZM240 78H241V80H240ZM243 78V79H242ZM61 79L59 80L58 79V77H57V80H59V81H57L56 79H52L53 81H54V84H58V82H59V84H60V81H61ZM90 79V80H89ZM106 79V80H105ZM121 79V80H120ZM124 79V80H123ZM231 79V80H230ZM238 79V81L236 82V80ZM259 79V80H258ZM26 80H28V81H26ZM56 80V81H55ZM74 81V82H77V81ZM99 81V83L97 84V83H95V82H97V81ZM100 80H101V82L103 81L105 84H103V85H105V86H103L102 85V83L100 82ZM115 80V81H114ZM118 80V81H117ZM123 80V81H122ZM128 80V81H127ZM230 80V81H229ZM234 80V82H232ZM242 80L243 81H245V82H243V83H246L248 80L250 81L249 83L250 84H248V82L245 84V86L244 87H241L240 86V84L242 83ZM258 80V81H257ZM62 81H63V79H62ZM61 81V82H62ZM70 81H72V80H70ZM87 81L88 82H90L89 84H87ZM107 81V82H106ZM110 81H111V83H110ZM143 81V82H142ZM155 81H157V82H155ZM159 81V82H158ZM207 81H213V82H207ZM227 81V82H226ZM239 81H241V83L239 82ZM55 82H57V83H55ZM113 82V83H112ZM115 82V83H114ZM119 82V83H118ZM120 82H122V84L120 83ZM221 82H226L225 84L224 83H221ZM256 82V83H255ZM92 83H94V84H96V85H93ZM106 83L108 84V85H106ZM148 83H149V86H147L148 85ZM219 83V84H218ZM232 83L234 84V85H232ZM238 83V84H237ZM255 83V85H253ZM260 83H262V85L260 84ZM9 84V85H8ZM92 84V86H94V87H90L89 85H91ZM100 84H101V87L102 88H105V89H102V88H100ZM110 84H111V86H113L112 84H120V85H122V86H119V85H116V87L117 86H119V87H117L120 91H125V92H120V91H118V89L115 87V85H114V87H111L110 86ZM139 84H140V86H139ZM145 84V85H144ZM196 84V86H194ZM223 84V85H222ZM236 84L237 85H239L238 87H236ZM248 84V85H247ZM259 84V85H258ZM11 85H13V86H11ZM28 85V84H27ZM98 85H99V87H98ZM127 85V86H126ZM137 85V86H136ZM181 85V86H180ZM186 85V86H185ZM191 85H192V87H191ZM210 85H213V87L215 86V87H217V85H220V86H222V88L220 89V88H218V87H220V86H218L217 88H218V90L214 87V89H213V87L212 86H210ZM230 85H232V86H230ZM244 85V84H243ZM257 85V86H256ZM7 86V87H6ZM12 88H11V87ZM19 88V90H20V87H23L22 89H25L26 90V92H28L27 93V95L28 94H31V96L30 95H28V97L27 96H25L26 95V93H24L23 94V92H25V90L23 91L22 89V91H19L18 90V88ZM29 86V85H28ZM87 86H85V88H83V90H85L86 89V87ZM126 86V87H125ZM130 88H129V87ZM134 86V87H133ZM146 87V88H141V87ZM177 86H179V87H177ZM199 86H201V87H199ZM233 86L235 87V89H232L233 88ZM253 86H256V87H254L253 88ZM122 87V88H121ZM134 89H133V88ZM139 88V89H137V88ZM187 88L186 90H185V88ZM198 87H199V89H198ZM207 90H205L204 88ZM225 87V86H224ZM232 87V88H231ZM248 89H247V88ZM261 87V88H260ZM262 87H263V89H262ZM94 88V89H93ZM95 88H99L98 89V91H97V89L95 90ZM128 88V89H127ZM132 88V90H130ZM149 88V89H148ZM150 88H152V90H151V92H150ZM153 88H154V90H153ZM194 88H197L198 90H196V89H194ZM202 88V90L204 89L205 91H202V90H200ZM212 89L211 91L209 90V92H208V89ZM237 88V89H236ZM246 88V90H242V89H245ZM261 90L262 89V91H263V93H262V91H260L259 89ZM9 89V90H8ZM11 89H13V90H11ZM102 89V90H101ZM127 89V90H126ZM145 89H148V91H146ZM192 89H194V90H192ZM255 91H254V90ZM31 90V89H30ZM97 91V92H95V91ZM104 91L103 93H104V95L103 94H101L102 92L101 91ZM106 90H108V91H106ZM110 90V91H109ZM112 90H113V93L115 94V96H114V94H111V92H112ZM139 90V91H138ZM142 90H144V91H142ZM192 91V93H190V91ZM199 90L200 91H202V92H200L199 93ZM11 91V92H10ZM18 91V93L20 92L21 93V95H20V93L18 94V93H16ZM142 91V92H141ZM194 91V92H193ZM196 91L198 92V93H196ZM246 91H248V92H246V94H245V92ZM257 91V92H256ZM260 91V92H259ZM89 91H88V95H89V97H90V93ZM107 92V93H106ZM116 92L117 93H119V94H116ZM138 92V93H137ZM145 92V93H144ZM226 92V93H225ZM239 92V93H238ZM257 94H256V93ZM14 93V94H13ZM86 93V92H85ZM108 93H109V95H108ZM141 93H142V95H144V96H142L141 95ZM152 93V94H151ZM154 93V94H153ZM160 93V94H159ZM168 93H169V95H170V97H167L166 98V100H164L163 101V99H164V97L163 96H165L166 94L168 95ZM195 93L196 94H198L197 96L201 99H198V97L195 95ZM202 93V94H201ZM206 94V96H207V98H206V96H204L205 94ZM216 95H215V94ZM253 93V94H252ZM18 94V95H17ZM91 94V95H92ZM122 96H121V95ZM150 95L149 97L148 96H146V95ZM156 94H158V95H156ZM194 94V95H193ZM200 94V95H199ZM219 94H221V92L219 93ZM221 94V95H222ZM226 94H227V96H226ZM87 95V94H86ZM87 95V96H88ZM111 95V96H110ZM120 96V98H119V96ZM161 95V96H160ZM252 95H255V96H257V101H255V100H252V98H254L255 99V97H253ZM258 95H259V98L260 99H262L263 100V102H261V100L258 98ZM261 95V96H260ZM22 98H21V97ZM99 96V97H100ZM109 96L110 97H112V98H109ZM113 96H114V98H113ZM128 96H130V97H128ZM190 96H191V98H193V100H194V103H195V105H197V106H195L194 104H193V100L190 98ZM200 96H204V98L205 99H203V97L201 98ZM211 96V97H212ZM234 96H233V98H234ZM26 99H25V98ZM30 97V99H32L31 97H35V102H36V100L38 99V101H39V99H40V102L43 104H41L40 102H32V100H30V99H28ZM106 97V98H105ZM145 97V98H144ZM163 97V98H162ZM190 98V100H189V98ZM195 97V98H194ZM196 97H197V99L199 100V102L197 101V99H196ZM220 97V96H219ZM240 97V98H239ZM92 98V99H93ZM143 98H144V100H143ZM147 98V99H146ZM209 98V99H208ZM45 99V98H44ZM99 99H101L102 100V98H99ZM98 99V100H99ZM107 99H110V100H106ZM126 99H124L125 100V103H123L122 101L120 102H118V103H122L121 104V106L123 105V104H125V105H123L124 106V108H125V106H127V105H129V102H130V104H131V100L132 99H130L129 100V102H127L128 100H126ZM160 99V100H161ZM181 99V100H180ZM213 99V100H212ZM216 99V100H215ZM223 99V100H222ZM237 99L239 100V101H237ZM27 100L28 101H30V102H32V105L34 106V107H32L33 108V110H32V108L30 107V102H27ZM33 100H34V98H33ZM101 100H99V101H101ZM103 100H102V102H103ZM135 100V99H134ZM153 100L155 101V99L153 98ZM168 100V101H169ZM180 100V101H179ZM186 100V101H185ZM230 100V101H229ZM243 100V101H242ZM252 100V101H251ZM143 103H142V102ZM145 101V102H144ZM153 101V102H154ZM178 101V103H176ZM187 101H188V103L190 104V102H192V104H188L187 103ZM217 101V102H218ZM231 101H232V103H231ZM233 101L235 102L234 103V105H233ZM254 101V102H253ZM27 102V104H29V106L27 105L26 106V104L25 103ZM57 102V103H56ZM126 102H127V105H126ZM181 102V103H180ZM240 102H244L243 104L242 103H240ZM250 102V103H249ZM260 102H261V104H260ZM117 102H116V104H118ZM139 103H142V106L139 104ZM155 103V102H154ZM153 103V104H154ZM173 103V104H172ZM181 105H180V104ZM238 103H240L241 105H242V107L240 106V104H238ZM245 103H246V106H244L245 105ZM249 103V104H248ZM252 103L254 104V105H252ZM35 104H41V105H39V106H43L44 107V109H45V106L47 107V110L50 112V113H48L47 112V110L45 109V111H42L43 109L42 108H39V106H35ZM132 104H133V101H132ZM131 104V105H132ZM152 104V103H151ZM169 104H166V106H169V107H165V108H161L160 106L161 105H159V109L161 108L162 110H164L163 112H165V111H169V110H167L168 108L170 109V105ZM205 104V103H204ZM236 104H237V106H236ZM252 106H251V105ZM260 105V107H256V105ZM118 105H120V104H118ZM186 106V108H188V109H186L185 108V106ZM232 105V106H231ZM51 106V107H50ZM52 106H56V107H58V108H55V109H59L61 106L63 107V108H66V107H68V108H66L65 110L63 109V108H61L60 110H62V112L61 113H63V114H61L60 113V111L58 110V112L60 113V115H59V113L58 112H56V110H53V107ZM122 106V107H123ZM151 106V109H153L154 110V106L153 105H150ZM156 106V105H155ZM162 106V107H163ZM190 106H191V108L194 110V111H190ZM195 106V107H194ZM217 106V107H216ZM235 106V107H234ZM239 106L241 107L240 109H239ZM262 106V107H261ZM38 107V108H37ZM132 107H137V106H132ZM132 107H126V109H130V110H134V111H144V112H146V111H148L147 109L149 108V104H148V108L147 109H138V108H135V109H133ZM158 107V106H157ZM183 107V108H182ZM194 107V108H193ZM216 107V108H215ZM244 107V109H242ZM246 107V108H245ZM258 108V110L256 109V108ZM36 108V109H35ZM50 108H52V111H54V113H51L52 111H50L51 109ZM73 109V110H71V109ZM197 108H196V111H197ZM212 108V109H211ZM235 109L234 111L235 112H231V111H233V110H231V109ZM248 108V110H246ZM252 108H254L255 110H252ZM68 109H70V110H68ZM150 109V110H151ZM172 109V108H171ZM182 109V110H181ZM216 109V110H215ZM218 109V110H217ZM222 109V111H220L219 113H216V112H218L219 110H221ZM239 109V110H238ZM251 109V110H250ZM31 110V111H30ZM153 110H151L152 112H153ZM156 110V109H155ZM161 110V111H162ZM176 111H177V109H175ZM215 111V112H212V111ZM226 110H228V112L226 111ZM229 110H230V112H229ZM241 110H244V111H246L245 113H244V111H241ZM257 110V111H256ZM17 111V112H16ZM25 112V114L26 115H28L29 114V116H31L30 115V113H33V115L31 116V119L29 118V116L27 117L23 112ZM29 111H30V113H29ZM33 111V112H32ZM35 111V112H34ZM67 111H72V112H69V113H72V114H69V121H71L70 123L72 124V126H70V124H69V121L67 120V118L66 117H68V112ZM174 111V110H173ZM188 111V112H187ZM211 111V112H210ZM224 111H226V112H224ZM238 111V112H237ZM255 111L257 112V113H259L258 115H256V113H255ZM11 112H16V113H14L17 117H18V119H19V114L21 113L22 114V117L20 116V122H21V124H20V122L17 124V120H13V119H17V117H15L14 115H13V113H11ZM18 112H20V113H18ZM39 112V113H38ZM66 112V114H67V116H65L66 114H64ZM75 112V113H74ZM154 112H156V111H154ZM153 112V113H154ZM170 113H171V110L169 111ZM193 112V114H191V116H187V115H190V113H192ZM223 112L225 113V114H223ZM237 112V113H236ZM3 113V114H2ZM44 113V114H43ZM58 115H57V114ZM174 113V112H173ZM176 113V112H175ZM182 113H184V118H183V114ZM216 115H215V114ZM226 113H228L227 115H226ZM231 113V114H230ZM233 113H236V114H234V115H232ZM244 113V114H243ZM5 114V115H4ZM6 114H8V115H6ZM11 114V115H10ZM37 114V115H36ZM40 114V115H39ZM46 114V115H45ZM53 114H56V115H53ZM169 114V113H168ZM179 114H178V116H179ZM198 115V116H201V115ZM206 114H207V116H206ZM209 114V115H208ZM212 114H214L213 116H216L217 118H218V121H217V118L216 117H213L212 116ZM217 114L218 115H221V117L222 118H220V116H217ZM262 114V115H261ZM14 117H13V116ZM23 115H25V116H23ZM42 115V116H41ZM44 115V116H43ZM49 115V116H48ZM70 115H72L73 116V118H75L76 116H78V117H76L75 118V120L74 121H78V119H79V121L81 120V122H77L78 124H79V129H78V127L76 128V130H75V132H73L74 130L73 129H71V127H74L75 126V124H76V126H78V124L76 123V122H74L75 124H73L72 123V116H70ZM169 115H171V114H169ZM175 115V114H174ZM174 115H172L173 117L171 118V120L173 121L174 119ZM177 115V114H176ZM222 115H224V117L222 116ZM232 115V116H231ZM249 115V114H248ZM4 116H7V117H9V118H7V117H5V119H4ZM11 116V117H10ZM36 117V119H35V117ZM41 116V117H40ZM46 116V117H45ZM52 116V118L54 117V120L57 122L58 121V118H62V117H64L63 119L65 120V122H64V120L62 119V120H60V122L61 121H63V122H57V124H56V122H55V124H54V122L53 121H51V120H53L52 118H50ZM57 116V117H56ZM59 116V117H58ZM209 116H211V118L209 117ZM230 116V118H231V120H229L228 119V117ZM238 116V115H237ZM32 117H34V119L32 118ZM71 117V118H70ZM80 117V118H79ZM83 119H82V118ZM225 117L227 118L226 120H224L225 119ZM241 116H239V120H241V118H240ZM247 117V116H246ZM249 118H250V115L248 116ZM253 117H251V118H253ZM260 117V118H261ZM264 117V116H263ZM28 118V119H27ZM38 118H40L39 120H38ZM44 118V119H43ZM48 118V119H47ZM51 120H50V119ZM166 118H169L168 116L166 117ZM238 118V117H237ZM237 118H234L233 120H235V119H237ZM244 118V117H243ZM242 118V119H243ZM7 119V120H6ZM10 119V120H9ZM12 119V120H11ZM21 119H22V121H21ZM24 119V120H23ZM26 119V120H25ZM31 121H30V120ZM43 119V120H42ZM204 119H202L201 121H204ZM209 119H211L212 121L210 122L209 121ZM222 120L223 119V121H222V123L220 122V120ZM247 119V118H246ZM261 119H263V118H261ZM29 120V121H28ZM33 120V121H32ZM34 120H35V122H34ZM45 120V121H44ZM176 120H177V117H176ZM216 121V123L215 122H213V121ZM229 120V124H227L226 125V121H228ZM16 121V122H15ZM28 122V123H26V122ZM39 121V122H38ZM41 121V122H40ZM50 121V122H49ZM92 122V123H90V122ZM178 121V120H177ZM248 122H249V120H247ZM263 121V120H262ZM2 122V123H1ZM6 122H7V125H6ZM23 122V123H22ZM31 122V123H30ZM53 123V125H52V123ZM98 122V123H99ZM158 122V121H157ZM173 122H175V121H173ZM187 122H188V120H187ZM219 122V123H218ZM235 122H236V120H235ZM239 122V121H238ZM242 122H246V120L244 121V119H243V121ZM8 123H10V124H8ZM25 123V124H24ZM29 123H30V125H32V127L29 125ZM39 123H41V124H39ZM89 123V124H88ZM105 123V124H104ZM178 123V122H177ZM182 123V122H181ZM181 123H178V125L179 124H181ZM221 123V125H223L224 123V125L222 126L223 128H225V129H227L228 128V132H229V136L227 135V133H225V130L224 129H222V127L221 126H219V124ZM228 123V122H227ZM262 123H263V126H264V121L263 122H261L257 127V129L255 130V128L254 127H252L253 129H251V128H249L250 129V131H248V130H246V131H248V133H252L253 135H251L250 136V134H248L247 132V136H248V138L249 139H243V141H241L242 140V138H244V136H245V138H247L246 137V135H245V133L243 134L244 136L243 137H241L238 141H235V142H237L238 144H240V145H242L243 144V146L247 143L246 142V140L247 141H250V140H254L255 139V137H256V135L258 136V138H259V135L260 134H262V133H260L259 131L258 132H256L259 128H261L260 129V131L262 130V132L264 131V127L262 128L261 127V125H262ZM16 124V125H15ZM23 124H24V126H23ZM37 124H39V125H37ZM44 124V125H43ZM48 124H50V126L48 125ZM61 124V126H59ZM93 124V125H92ZM163 124V123H162ZM172 124H173V126H172ZM175 124H176V122H175ZM174 123H172V122H170V125H169V129H171L172 131H174V130H178L179 129V127L177 126V124L175 125ZM184 124V123H183ZM189 124V125H190ZM206 124H207V126H209V128H211V129H209L210 131H212L211 133L210 132H208L209 130H208V128L206 127V129H205V126H206ZM217 124H218V126H217ZM242 124H246L247 125V127H245V126H243V127H245V128H243L244 130H242V128L240 129V125H242ZM13 125H15V126H13ZM28 127H27V126ZM74 125V126H73ZM105 125H106V127H105ZM165 125H167L168 126V123H166ZM164 125V126H165ZM176 127H175V126ZM182 125V124H181ZM181 125H180V127H181ZM236 127V128H234V126ZM12 126V127H11ZM17 126V127H16ZM23 126V128H21ZM26 126V127H25ZM30 126V127H29ZM53 126V127H52ZM75 126V127H76ZM91 126V127H90ZM95 126V127H94ZM184 127H186L185 125H183ZM196 126H199L198 128L196 127ZM227 128H226V127ZM231 126V128L230 129H236V130H234V134H233V131H230V129H229V127ZM6 127V128H5ZM25 127V128H24ZM33 127H34V129H36L37 131H35L34 129H33ZM38 129H37V128ZM47 127V128H46ZM56 128V130H55V128ZM166 127V126H165ZM178 127V128H177ZM190 127V126H189ZM217 127V128H216ZM219 127V128H218ZM249 127H251V126H249ZM9 128V129H8ZM10 128H11V130H10ZM92 128H94V130L92 129ZM168 128V127H167ZM176 128V129H175ZM204 128V129H203ZM5 129V130H4ZM8 129V130H7ZM12 129H13V131H12ZM17 129L19 130V134H18V136H17V134L16 133H18L17 132ZM48 129V130H47ZM75 129V128H74ZM101 129V130H100ZM117 128H115L114 127V132H115V130H116ZM182 129V128H181ZM186 129V128H185ZM189 129V128H188ZM204 131H203V130ZM213 129L215 130V131H213ZM216 129H219V130H217V132H216ZM221 129V130H220ZM4 130V131H3ZM7 130V131H6ZM15 130V131H14ZM26 130H28V131H26ZM34 130V131H33ZM41 130V131H40ZM44 132H43V131ZM53 132H52V131ZM95 130H96V132H95ZM110 130V129H109ZM184 129H182L181 130V133H182V131H183ZM199 132V131H201L202 130V134H201V132L199 133V136H198V133H197V131ZM205 130H207L206 132V134L204 133L205 132ZM237 130L240 132V130H241V132L239 133H237ZM24 131L25 133H27V134H24V132L22 133V132ZM40 131V132H39ZM59 131V132H58ZM63 131V132H62ZM85 131V132H84ZM87 131V132H86ZM118 131V129L116 130V132ZM120 131V130H119ZM191 131V130H190ZM219 131V132H218ZM221 131V132H220ZM11 132V133H10ZM14 132H16V133H14ZM30 132V133H29ZM31 132H32V135H31ZM33 132H35V133H33ZM49 132H50V134H49ZM102 133V132H99V133H101V134H106V141L109 143L110 142V140L112 139L111 137H112V135L114 136L115 134H116V136H117V134H118V132L116 133L115 132V134H114V132H111V130H110V132H111V134L112 135H108L107 136V132L106 133ZM121 132H124V130L123 131H121ZM120 132V135L122 134ZM129 131H126L125 133H128ZM175 132H177V131H175ZM232 132V133H231ZM41 133V134H40ZM44 133V134H43ZM52 133V134H51ZM60 133H62L63 135H61ZM76 134L75 136H73L74 134ZM177 133H179V134H181L179 131L177 132ZM184 135H185V133H190L189 131L187 132H185V130H184ZM183 133H182V135H183ZM221 133V134H220ZM6 134V135H5ZM21 134H23V136H24V138H25V140H24V138H21V137H23ZM47 134H48V136H47ZM109 134V133H108ZM129 134V133H128ZM191 134V133H190ZM203 134H205L204 136H202ZM232 134L234 135V136H232ZM236 134H239V135H236ZM19 137V141L20 140H22L23 139V142H19V141H17L18 140V138L16 137ZM21 135V136H20ZM36 135V136H35ZM43 135V136H42ZM51 135V136H50ZM65 135V136H64ZM72 135V136H71ZM78 135V136H77ZM80 135H82V134H80ZM86 135V134H85ZM89 135H91V134H89ZM119 135V134H118ZM189 135V134H188ZM188 135H185V136H188ZM192 135V136H193ZM209 135V136H210ZM46 136V137H45ZM50 136V137H49ZM94 137H95V135H93ZM121 136H123L122 138V140H124V139H126V138H124V135H121ZM126 136V135H125ZM128 136V135H127ZM191 136V137H192ZM211 136H213V135H211ZM237 136V137H236ZM28 137V138H27ZM29 137H31V138H29ZM54 137V138H53ZM66 137V138H65ZM72 137V138H71ZM76 139H74V138ZM82 137V136H81ZM83 137H84V135H83ZM91 136H89L88 138H89V140L91 139L90 138ZM101 137H103L102 135H101ZM188 137H190V136H188ZM201 137H204V140H202L201 139ZM238 137V138H239ZM260 137L262 138V140L260 139V141L261 142H263L262 144L264 145V135H260ZM7 138V139H6ZM35 138V139H34ZM68 138V139H67ZM99 138H100V135H99ZM110 138V140L108 141V139ZM114 138H116V139H118L119 140V138L118 137H114ZM206 138V139H205ZM212 137H210V139H211ZM224 138H225V142H224V144H223V140H224ZM234 138V140H237V139H235ZM10 139V140H9ZM26 139H28V141L26 140ZM54 139V140H53ZM59 139V140H58ZM82 139V138H81ZM103 139V138H102ZM104 139H105V136H104ZM194 139V138H193ZM193 139H192V141H193ZM213 139V138H212ZM220 139V138H219ZM227 139V140H226ZM14 140H15V142H14ZM92 140V139H91ZM117 140V141H118ZM8 141H13V142H9V144H7L8 143ZM51 143H50V142ZM65 141H67V143L65 142ZM77 141V142H76ZM105 141V140H104ZM113 141H115V140H113ZM113 141L111 140V143H113ZM195 141V140H194ZM26 142V143H25ZM64 142V143H63ZM90 142V141H89ZM95 142H96V140H95ZM106 142V143H107ZM252 142H254V141H252ZM252 142H249V143H252ZM12 143V144H11ZM29 143H32V145H33V147L36 149H34L33 147H32V145H31V147L30 146H27ZM79 143H80V145H79ZM105 143V142H104ZM104 143H101L100 145H101V147H100V150H101V148H103V145H104ZM118 143H120V144H118V146L120 145L121 147H122V144L124 143V141H122L121 142V140H119V142H114V144L115 145H117ZM122 143V144H121ZM227 143H226V145H227ZM11 144V145H10ZM24 144H26V146L24 145ZM46 144H50V145H52V146H48V145H46ZM62 144V146H60V148H58V145H61ZM76 144V145H75ZM8 145H10V146H8ZM15 146V147H13V146ZM112 146H113V144H111ZM12 146V147H11ZM48 146V147H47ZM78 146V147H77ZM83 146H85V144L84 145H82V147ZM105 146V145H104ZM106 146H108L109 148H111L112 149V146H109V145H107L106 144ZM113 147V149L110 151L111 153H114L113 155H111V153H110V155H108L109 154V152H108V154H107V151H108V149H107V151L105 150V149H102L101 150V152L102 151H106L105 153L108 155V157L110 156V158L109 159H111V156H113L114 157V155H115V153H117V154H119L120 153V155H121V153L122 154H124L123 152H125V151H121V150H123V148H121L120 146L119 147ZM246 146V145H245ZM244 146V147H245ZM248 146V145H247ZM62 147V148H61ZM107 147V148H108ZM226 147V146H225ZM227 147H230L229 145H227ZM226 147V148H227ZM232 147H235V146H231L230 148H232ZM33 148V149H32ZM63 148H65L64 150L66 151H62L61 149H63ZM80 148V149H79ZM105 148V147H104ZM114 148H117V151L116 150H114ZM247 148V147H246ZM5 149V150H4ZM12 149V150H11ZM79 149V150H78ZM99 149V148H98ZM11 150V151H10ZM30 150H31V152H30ZM36 151L35 153H34V151ZM61 150V151H60ZM78 150V151H77ZM81 150V154H82V152H85V153H83V154H85V156H83V158H80L82 155L80 154H78L79 153V151ZM120 150V151H119ZM149 150V152H150V149H148ZM164 150V149H163ZM166 150H168V149H166ZM6 151V153L4 154V152ZM8 151V152H7ZM16 153V154H14V152ZM52 151V152H51ZM57 151V152H56ZM90 151V152H91ZM96 151V153H97V151L98 150H95ZM116 151V152H115ZM147 151V150H146ZM170 151V150H169ZM2 152V153H1ZM9 152H10V154H13L12 156L11 155H9ZM12 152V153H11ZM63 152H65L64 153V155H63ZM89 152V157H90V154L92 155V153H90ZM99 152V151H98ZM100 152V155L102 156V153ZM153 151L151 150V152L150 153H147L146 152V155L145 156H147L148 154H151V155H154V156H159V154H156L155 155V153L153 152ZM163 152V151H162ZM166 152H168V151H166ZM8 153V154H7ZM54 153V154H53ZM145 153V152H144ZM165 153V152H164ZM35 154L37 155V156H35ZM87 154H88V152H87ZM93 154H94V152H93ZM98 155H99V153H97ZM96 154V155H97ZM104 154V153H103ZM117 154L115 155V158H113V159H111V162L114 160V162H113V164H115V161H118V159H119V157L116 159V156H117ZM75 155H76V157H75ZM107 155H105L104 154V156H103V158L105 157L106 158V156ZM125 155V154H124ZM80 156V157H79ZM64 157V158H63ZM88 157V158H89ZM96 157H99V156H96ZM107 157V158H108ZM124 157V156H123ZM121 158L122 160L124 159L125 161L123 162V165H124V163H126L124 166L126 167H124L123 165H121L120 167H122V171L124 170V168H125V170L122 172L121 171V173H119L120 172V167H118V168H115L114 166H116L117 167V162H116V164L115 165H110L111 167H114L115 169H112L111 171L113 172L112 174H111V178L112 177H116L117 175H118V173H119V175L117 176L118 178H116L117 179V181L119 180V181H121L123 184H121L120 186H121V188L119 187V189H118V187L117 186H115V187H112L111 189H113V190H115L116 189V191H120V192H122V190H124V188H122L123 187V185L125 186V184H124V182H123V180L122 179H124L123 177H124V174H126L125 176H127L128 174H129V172H130V170L131 171H133V170H136V169H138V170H136L138 173L140 172V170H141V168L140 167H146V166H144L143 164H141V163H139V164H137V162H136V166L135 167H133V165L130 167V169H129V166L127 167V163H129V161L130 160H128V162H127V160L126 159H128V157L126 158V156L124 157V158ZM76 158V159H75ZM93 158H94V155H93ZM93 158L91 157V159H90V161L92 160V161H94L93 160ZM101 158V157H100ZM99 158V159H100ZM102 158V159H103ZM126 158V159H125ZM135 158V157H134ZM18 159V160H17ZM74 159V160H73ZM82 159V160H81ZM95 159H98V158H95ZM58 160V161H57ZM61 160H63V161H61ZM79 160V161H78ZM106 160V159H105ZM132 160V159H131ZM65 161V162H66ZM75 161L77 162V163H75ZM83 161V162H82ZM91 161V162H92ZM119 161H121V160H119ZM118 161V162H119ZM136 161V160H135ZM139 161V160H138ZM17 164H16V163ZM59 162V163H58ZM83 163V164H80V163ZM91 162H90V165H91ZM96 162V161H95ZM98 162H99V160H98ZM98 162H96V163H98ZM102 162H105V161H102ZM107 160H106V164H107ZM110 162V161H109ZM122 162L120 163H118V164H122ZM134 162V161H133ZM140 162V161H139ZM9 163V164H8ZM11 163H13L12 165H11ZM64 163V165L63 166H61V164H63ZM68 163V164H69ZM131 163V162H130ZM135 163V162H134ZM134 163H132V164H134ZM4 164H5V166H4ZM92 164H95L94 162L92 163ZM98 164H100V163H98ZM106 164L104 165H102L103 166V168L105 169V167H106ZM140 164H141V166H140ZM153 164H154V161H153ZM58 165V166H57ZM83 166V167H79V166ZM130 165V164H129ZM137 165H139V166H137ZM4 166V167H3ZM105 166V167H104ZM149 166V165H148ZM51 167V168H50ZM68 167V168H69ZM75 167V168H74ZM93 168H95L94 169V171L96 170V171H98V169L99 168H96L97 167V165L95 164L94 166H92ZM98 167H100V165L98 166ZM107 167H109V164H108V166ZM124 167V168H123ZM156 167V166H155ZM3 168V169H2ZM5 168V169H4ZM13 168V169H12ZM22 168V169H21ZM29 168H30V170H31V172L33 171V174H31V172L29 171ZM41 168V169H40ZM72 168H73V170H72ZM90 168V167H89ZM103 168L101 169V170H99L98 172H96L95 171V173H93V174H96L95 175V177H97V178H99L98 176H100L101 178H102V174H99V175H97V173H100V172H103L104 170H103ZM134 168V169H133ZM2 169V170H1ZM6 169H9V170H6ZM10 169H12V170H10ZM17 169V171H13V170H16ZM23 169H28V171L30 172V174L32 175V176H30V174H29V176H30V178H29V176L28 175H26V173H27V171L25 170V172L23 171ZM34 169H36V171H35V174H36V172H37V170L39 171V173H38V175L36 176L35 174H34ZM49 169H50V171H49ZM109 169V168H108ZM117 169V170H116ZM126 169H128L127 171H128V173H126L127 171H126ZM154 169V168H153ZM156 169V168H155ZM3 170H4V172H3ZM43 170H45V172H43ZM88 170V169H87ZM90 170V169H89ZM103 170V171H102ZM22 171V172H21ZM42 173H41V172ZM49 171V172H48ZM54 172L55 171H57V170H53ZM52 171V172H53ZM59 171H62V170H59ZM75 171H73L71 174H69V178H68V180H67V176H65V180L64 181H67V182H63L62 181V183H64L65 184V186L64 185H61L60 183H59V185H61V186H63V187H65L66 188V190L65 191H67V194H65L64 192V194L62 193L60 196H63V198H65V197H67L68 196V194H69V192L72 194V196L74 195L73 193H75V191H77L76 189L78 188V186H80V185H78L79 184V182L81 181V183L82 184H86L87 186H89L88 185V183H90L89 181H88V183H86L87 181L86 180H88V179H86L88 176L86 175L87 174V172H85V175L86 176H84V178L86 179H84L83 177H79L80 179L81 178H83L85 181L84 182H82L83 181V179H81L80 181H79V179H77V177L78 176H80L81 174H79L80 172H81V169H79V173H77L78 174V176H77V174L75 173ZM91 171H92V168H91ZM91 171H89V172H91ZM93 171V172H94ZM105 171H106V173H105V176L108 174L109 175V173L111 172V171H109V170H107V168L105 169ZM104 171V172H105ZM109 171V172H108ZM119 171V172H118ZM126 171V172H125ZM8 172V173H7ZM47 172V173H46ZM51 172V173H52ZM108 172V173H107ZM4 173V174H3ZM25 174V177L26 178H28V179H31V177H36L37 179H39V181L38 180H36V178H35V180H34V177H33V179H31V180H33L34 181V183L35 182H40V180H42L41 182H42V184L43 185H40L41 184V182L40 183H38V186L39 187H37V186H35V184H33V181H32V186L33 187H31V180H26V182H25V180L24 181H21V180H23V179H26V178H24V175H21V177L23 178H20V176L19 175H15V174ZM47 175H46V174ZM117 173V174H116ZM11 174V175H10ZM41 174V175H40ZM45 174V175H44ZM49 174V175H48ZM53 174V173H52ZM66 174L68 175V173L66 172ZM73 174H75L77 177H74V179L76 178L77 179V181H79V182H77V187L76 186H74L75 184V182L73 181H71L72 179H73V176H75V175H73ZM89 174V173H88ZM92 174V173H91ZM90 174V175H91ZM104 174V173H103ZM113 174H114V176H113ZM143 174V173H142ZM7 175V176H6ZM11 176L10 177V179H9V176ZM15 175V176H14ZM84 174H82V176H83ZM107 175V177H109ZM12 176H14V178H16V179H18V181L17 180H15V179H13V177ZM42 176V177H41ZM55 176V175H54ZM94 176V175H93ZM93 176H90V177H93ZM104 176V175H103ZM104 176V177H105ZM5 177H7L8 178V182L10 181V180H14L13 181V184H14V182H15V184L16 185H13L12 184V182L10 183H8V184H12L11 186H10V188H14V189H16L15 191H16V193L18 192V194H16L17 195V199H16V195H13V189H11L12 190V192H11V190H7L8 188H9V186H7L5 189H4V185L6 186V185H8V184H6V179L4 180V178ZM20 179H19V178ZM41 177V178H40ZM71 177V178H70ZM104 177H103V179L102 180H100L99 181V179H98V182H100L99 184L100 185H98L97 183V185H98V189H99V186H104V188L106 187L104 184L102 185V182L101 181H104ZM107 177H105L106 178V180H107ZM43 178H45L44 180H43ZM56 178V179H55ZM97 178H95L96 180H97ZM110 177L108 178V181L107 182H109V181H113L112 179H115V178H112L111 179ZM121 178V179H120ZM46 179H48V180H46ZM70 179V180H69ZM89 179H91V178H89ZM109 179H111V180H109ZM54 180V181H58V182H55L54 183V181L52 182V181ZM92 180H94V178H92ZM5 182L4 184H3V182ZM47 181V182H46ZM72 182V184H74L72 187H71V190L72 189H74V188H76L75 190H74V192L73 191H70V189L69 188H67V186L68 187H70V185H71V182ZM21 183V182H23L22 183V185H20L22 188H24V192H22V188L20 187L19 189H17L18 188V184L17 183ZM28 182V183H27ZM97 182V181H96ZM115 181H113V183H114ZM121 182H118V183H121ZM26 183V184H25ZM30 183V184H29ZM52 183V184H51ZM56 184L55 186H54V184ZM67 183H69V184H67ZM93 183V182H92ZM92 183H90V184H92ZM105 183V182H104ZM110 183V182H109ZM113 183H110L111 185L110 186H112V184ZM51 184V185H50ZM84 184V185H85ZM94 184H95V182H94ZM94 184H93V186L92 187H94V188H96L97 187V185H96V187L94 186ZM114 184H116V183H114ZM113 184V185H114ZM146 184V183H145ZM45 185H46V187H45ZM50 185V186H49ZM84 185H81V186H84ZM85 185V186H86ZM108 185V184H107ZM146 185H148V184H146ZM17 186V187H16ZM29 186L31 187V189H38V190H35L34 192L35 193H31V189H29ZM86 186V187H87ZM90 186V187H91ZM36 187V188H35ZM41 187V188H40ZM44 187V188H43ZM54 187H55V189H54ZM74 187V188H73ZM91 187V189L88 187V189L89 190H91L90 192H89V190L88 189H86V190H88L87 192L88 193H90V194H88V193H86V194H88V195H90L89 196V198L90 197H92V199L93 198H99L100 197V195H98V189H97V191H96V189L95 190H93V188ZM109 187V186H108ZM107 187V189L109 190V188ZM117 187V188H116ZM9 188V189H10ZM39 188H40V190L42 189V190H44L43 191V194L44 193H46L45 195L46 196H44L43 195V197H42V190L40 191L39 190ZM49 188V189H48ZM80 188V187H79ZM78 188V189H79ZM22 189V190H21ZM33 189V190H34ZM69 191H68V190ZM82 189V188H81ZM81 189H79V191H77V192H80V190ZM120 189H122V190H120ZM4 190V191H3ZM29 190V192H27ZM105 190H106V188H105ZM107 190V191H108ZM8 191V192H7ZM37 191V192H36ZM46 191H48V192H46ZM93 191H94V194H95V196H97V197H94V194H93ZM96 191V192H95ZM118 191V192H119ZM21 192L23 193L22 194V196H21ZM39 192V193H38ZM40 192H41V194H40ZM51 192V193H50ZM9 193H11V195L9 194ZM110 193V192H109ZM124 193H125V190H124V192H122V193H118L117 194V196H120V198H122L123 197V195H124ZM8 194V195H7ZM15 194V193H14ZM25 194V195H24ZM39 195V196H36V195ZM86 194H84L83 196L85 197V195ZM97 194V195H96ZM111 194V193H110ZM121 194V195H120ZM31 195H32V197H31ZM58 195V196H59ZM65 195V196H64ZM76 195V197L77 196H79V194H75ZM112 195V194H111ZM8 196V197H7ZM10 196V197H9ZM33 196L35 197V199L33 198ZM70 196V195H69ZM67 197V199H69V200H72V198H74V197ZM122 196V197H121ZM12 197V198H11ZM37 197H39V199L37 198ZM88 197V196H87ZM86 197V198H87ZM15 198V199H14ZM24 198L26 199V201L24 200ZM37 198V199H36ZM52 199H53V201L55 200V197H51ZM51 198H49L50 199V202H51ZM58 197H56V199H57ZM62 198V197H61ZM60 198V199H61ZM85 198V199H86ZM119 198V197H118ZM23 199V200H22ZM31 199V200H30ZM59 199V198H58ZM66 199V198H65ZM88 199V198H87ZM91 199V198H90ZM15 200V201H14ZM17 200V201H16ZM29 200V201H28ZM34 200H36L37 202H39V204L42 202H45V203H43V204H45L46 206L44 207V205L43 204H41L40 206H39V208H36V206H34V208L32 207V203H33V201ZM21 201V202H20ZM41 201V202H40ZM5 202H6V204H5ZM23 202H25L27 205H25V206H21V203H23ZM29 202H31L30 204L31 205H29ZM4 204H5V206H4ZM8 205H10L11 207H9ZM17 205V206H16ZM9 208H11V209H9ZM29 206H31L30 208H29ZM21 207H23V209L21 208ZM45 208L44 209V211L45 212H43L41 209L42 208ZM5 208V209H4ZM20 209V210H19ZM29 209V210H28ZM31 209H32V211H34L35 212V214L32 216V214L34 213V212H32L31 211ZM34 209V210H33ZM26 212H25V211ZM42 211V214L41 213H38V216H40L39 214H41V216L40 217H38L37 215H36V211ZM48 210V209H47ZM17 211H19V212H17ZM22 211V212H21ZM29 211V212H28ZM31 211V212H30ZM49 211V210H48ZM25 212V213H24ZM6 213V214H5ZM9 214V215H8ZM21 214V215H20ZM26 214V215H25ZM29 214L31 215L30 217H28L29 216ZM45 214H47V216H51L52 218H51V220H49L50 222L48 223L47 221V219H50L49 217H46V215ZM8 215V216H7ZM17 215V217H19L20 218V216H22V215H24V216H22L20 219H16V216ZM28 215V216H27ZM56 214H54V216H55ZM56 215V216H57ZM11 216H13V217H11ZM26 216V217H25ZM5 217V218H4ZM10 217V218H9ZM27 217L29 218V219H27ZM32 217V218H31ZM33 217H34V224H33ZM43 217V218H42ZM44 217H45V219L47 220H45L44 219ZM25 218V219H24ZM31 218V219H30ZM12 219H14V220H12ZM36 219H39V220H37V221H35ZM8 221V223H7V221ZM16 220H20L19 222L18 221H16ZM22 220H24V223L22 224ZM41 220V221H40ZM32 221V222H31ZM38 222V224H36ZM40 222H41V224H40ZM43 222V223H42ZM46 222H47V225H46ZM3 223V224H2ZM5 223V224H4ZM10 223H12L13 225L11 226V224ZM15 223H17V225L15 224ZM44 223H45V226H44ZM10 224V225H9ZM27 224L30 226L31 224V227H29V226H27ZM42 224H43V227H45V228H42ZM14 225H16V226H14ZM19 225V226H18ZM40 225V226H39ZM2 226H3V228H2ZM20 226H21V228H20ZM46 226H47V228H46ZM22 227H24V228H22ZM28 227H29V230H27L28 229ZM32 227H33V230H32ZM34 227H37V228H34ZM42 228V229H40V228ZM5 228V229H4ZM10 228V229H9ZM11 228H12V230H11ZM20 230V232L18 231V229ZM51 228V229H50ZM1 229H4V230H1ZM14 229V230H13ZM24 229V230H23ZM34 229H36V231H37V229H38V231H39V229H40V232H38L37 231V234H36V236H34L33 234H32V232L34 231ZM44 229V230H43ZM48 229V230H47ZM6 230V231H5ZM12 231V233H11V231ZM16 230L19 232V235L16 233ZM21 230L23 231V232H25V236H27V234H28V240H29V236H31L30 237V239L31 240H29L28 241V243L29 242H32V243H29V245L31 244V246H29L28 244H26L27 242H25V241H27V239H25L24 238V236H22V234H24V233H21ZM31 230H32V232H31ZM49 231V232H47V231ZM50 230H51V234H49L50 233ZM60 230V227H59V229H58V231ZM1 231H2V233H4V232H6V233H4V234H2L1 233ZM26 231L28 232V233H26ZM46 231V232H45ZM54 231V232H53ZM10 232V233H9ZM31 232V233H30ZM43 232V233H42ZM55 232H56V234H55ZM8 233V234H7ZM14 233V234H13ZM33 233H35V231L33 232ZM39 233V234H38ZM7 234V235H6ZM18 235V236H15V238H14V236H12V235ZM21 234V235H20ZM40 234L41 235H43V236H40ZM52 234H54V236L52 235ZM8 235H9V237H8ZM11 235V236H10ZM32 235H33V237H32ZM38 235V236H37ZM51 235L53 236V237H51ZM57 235V236H56ZM1 236L3 237V238H5L4 236H6V238H9L10 240H9V245H7V246H9V247H7L6 246V243L8 244V241L6 242V240L7 239H5V243L3 242V240H2V238H1ZM48 236H50V237H48ZM20 239H18V238ZM22 239H21V238ZM39 238L40 239V241L38 240V242H37V240H36V242H37V245H35L34 244V246H35V248H33V243L35 242V240H32V238L34 239V238ZM41 237V238H40ZM45 237V238H44ZM46 237H48V238H53V240L52 239H49V241H47L48 239L46 238ZM12 238V239H11ZM14 238V239H13ZM17 238V239H16ZM24 238V239H23ZM35 238V239H36ZM15 239L17 240V242H21L22 241V245L20 244V246L21 247H18L19 249H17L19 252H20V254H19V252L16 250V252L17 253H14L15 252V250H14V252H13V250L11 251V248H12V246L13 247H16L15 246V244H16V241H15ZM41 239L42 240H44L43 241V243H42V241H41ZM45 239H46V241L48 242V243H46L45 242ZM12 240L13 241H15V242H12ZM51 240V241H50ZM11 241V242H10ZM54 241V242H53ZM35 242V243H36ZM39 242H40V244H39ZM45 242V243H44ZM50 242V243H49ZM13 243V244H12ZM41 243H42V245H41ZM10 244H12V245H10ZM38 244H39V248L40 249H37V247H38ZM45 244V246H43ZM51 244V245H50ZM54 244V245H53ZM26 245H28V246H26ZM22 246H23V248L24 249H22ZM45 249V248H47V249H45V251H47V252H45L44 251V249L42 248V247ZM47 246V247H46ZM49 246H51V247H53V248H51V249H49L50 247ZM8 249H7V248ZM11 247V248H10ZM5 248L8 250V252L9 253H14L12 256H11V254H9L8 252H7V250H5ZM15 249V248H14ZM27 249H26V252H27ZM31 249V248H30ZM35 250H37L36 252H35ZM39 250H41V253L42 254H44V257H43V255H41V254H39ZM54 251L53 253H52V251ZM29 251H28V253H29ZM4 252V253H3ZM5 252H6V254L8 255H10V256H7V258H6V254H5ZM34 252L36 253V254H34ZM44 252V253H43ZM49 252V253H48ZM24 253V254H23ZM28 253H26V254H28ZM29 253V254H30ZM50 253H52L51 255H50ZM19 256H18V255ZM48 254V255H47ZM52 255L54 256V257H52ZM4 256V257H3ZM39 256H38V258H39ZM46 256H48L47 258H48V260H46L47 258H46ZM2 257V258H1ZM9 258H10V260H9ZM52 258V260H50ZM14 259V258H13ZM20 259L21 258H19V261H20ZM29 259V260H28ZM53 259H55V260H53ZM5 260V262H3ZM15 260H16V262L14 261V260H12L13 262H12V264L14 263V264H16L18 261H17V258H15ZM22 260H23V257H22ZM25 260H26V258H25ZM45 260H46V263H45ZM50 260V262H47V261H49ZM8 261H10V262H8ZM31 261H35V260H31ZM60 261V262H59ZM21 262H23V261H20V264H25V263H21ZM26 262V261H25ZM19 263V262H18ZM31 263V262H30ZM32 264H34V263H32ZM67 264H71V262H67Z\"/></svg>", "mask_w": 264, "mask_h": 264}]
</instances>
